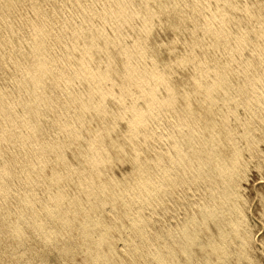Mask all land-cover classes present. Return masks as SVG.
<instances>
[{
	"label": "bare ground",
	"instance_id": "bare-ground-1",
	"mask_svg": "<svg viewBox=\"0 0 264 264\" xmlns=\"http://www.w3.org/2000/svg\"><path fill=\"white\" fill-rule=\"evenodd\" d=\"M26 1V0H25ZM33 1V0H32ZM32 1H31V3H32ZM47 1H49V0H47ZM51 1V0H50ZM53 1V0H52ZM56 1V0H55ZM67 1V0H66ZM71 1H73V0H71ZM88 1V0H87ZM94 1V0H93ZM202 1V0H201ZM200 1V2H201ZM217 1H219V0H216V2ZM257 1V0H256ZM40 2H41V0H40ZM54 2V1H53ZM74 7L76 8V9H78V12H79V15L77 14V16H79V19H77V21H72V19L70 20L69 18H68V16L66 15V16H63L62 17V21H61V25H60V28H58V29H55V28H53V26H52V24L53 23H56L55 22V19L53 18V17H51L50 15H48L47 13H45V10L44 11H42L43 9L41 8L43 5H40V3H39V1H37V3L38 4H36L35 2H34V5H33V7H34V9H35V12L37 13V15H36V17L38 18L37 20H32V19H28L26 22H21V24H18L19 26H23L24 27V29L27 31V33H29V35H30V39H29V47H31V53L34 55L33 56V58H34V62H33V64H32V66H30L29 68H26L25 69V67L22 69V70H24V72L19 76V78H16L17 80H18V84H20L21 85V88L22 89H24L25 90V92H24V96H28L27 98L25 97V100H22V104H25V105H22V104H20L19 103V101H20V98H22L21 96L20 97H18V99L19 100H17V97L15 98V97H13L12 95H15L16 96V92H15V94H10V95H6V96H4V97H1L0 98V113L1 114H6L7 115V117L11 120L10 122H11V125L12 126H14L13 124L15 123V121H16V119H15V116H14V110L16 109V104L17 103H19L22 107L23 106H26L27 107V111H26V113L25 114H23V126H24V130H23V132L22 133H18L17 135L16 134H13L12 132H11V136L10 137H12L13 138V140L16 142V140H15V138L18 140V142L19 143H21L22 144V147L26 150V152H25V156H24V160H23V162H22V166H20V164H19V166H20V168H17L18 169V172L20 173V177L18 176H13V177H17L18 178V182H20V185H17V186H19V189L18 188H14V186H15V178L14 179H12V177H11V171L12 170H10L9 171V168L7 169L6 168V166H4L3 168H2V171H1V166H0V212H3L4 210L6 211V208L8 207V205H9V202L11 201V198L9 197L10 195L12 196V195H15L16 196V194H13V193H17V197H18V200L16 199V201L17 202H20V207L22 208V207H24L25 209L27 208V207H33L34 208V206H36V200H37V198H38V195L36 196L37 198L35 199V197H34V195H36V194H34V189L35 190H37L36 188H34L35 187V185H34V189L32 190V189H29L28 188V184H30L31 186L33 185V184H36V186H37V184H38V187H39V184H42L41 183V181H43V177H44V173H46L45 172V166H47L46 164H48L49 162H52V161H55V162H57V163H59V161L60 160H62V162H63V160L66 158V156H65V154H66V151L64 150L65 149V145H64V143L62 142H60V143H54V141L55 140H53V142H47V140H48V137L46 136V138H47V140H46V142H41V141H39L38 139H39V137H38V130H39V125L41 124H39V125H37L38 123L35 121V120H33V118L32 117H35L34 119H38V116L39 115H41V114H47L50 110H52L53 109V105L55 106V104L53 103V98H54V95H53V97H51L50 95V97L51 98H47V95H46V93H48L47 92V90H46V86L48 85V82H47V78H46V75H47V73H55L56 75H57V77L58 78H61V80L62 81H64V84H65V82H66V84L67 83H69V82H77V81H79L80 83L81 82H83V81H85V80H88V81H92V80H94L95 81V83L97 84V85H99L97 88H96V90H97V92H99V94H98V98H95L96 97V93H94V92H83L82 90L83 89H81L80 91L79 90H76L77 91V93L79 94V96L81 97H84L83 95H85V97L84 98H81V99H79L80 101L79 102H77V103H79V108L77 109V116H76V118H75V120L74 119H72L73 120V122L72 123H74V125H75V122L77 123L78 121L80 122V124H78L77 125V127L76 126H74V125H72V123H69V121H62L60 124H61V128L60 129H63V131H66L68 134L67 135H69V137H71L70 138V140H71V143L72 144H75V145H79L80 147H82V146H87L88 148H91L93 151H91V153L90 154H88L87 156H86V158H85V160H86V162H87V164L86 165H90L91 164V166H92V171L91 170H89V172L88 171H86V170H81V172L79 173V175H78V173H77V175L79 176V180H80V182H81V184H82V182L84 181L85 183H84V185L83 186H85V188H86V190H87V194L88 193H90V191H92V190H95L94 189V185H93V175H96V176H101L103 173H104V167L106 166V165H108V164H110L111 162H112V160H114V158H116V160H117V158H118V156L117 155H114V152H113V150H112V147H114V149H115V146H118L117 148L118 149H121L122 148V146H124L123 145V143L124 142H121L120 140L121 139H119V138H126L125 140H127V141H129L130 142V144L131 143H133L132 145H133V147L137 150V156H136V159L134 160V162H135V164H136V166H137V175H134V176H137L138 178H136L135 180H134V182L133 183H131V182H127L126 181V177H124L125 176V174H124V179H123V181L124 182H126L125 184H120V183H116V181H115V183H114V180L113 181H102L101 182V187L99 186V187H97V190L96 191H94V193H97V192H99L100 193V197L101 196H104V198H106L107 200H108V202H109V199H110V202H112V204L114 205L113 207H115L117 204H118V202L120 201H123L122 203H124L126 206L127 205H130V201L129 200H126V197H125V195L126 194H130L131 196H134V197H136V200H137V208L135 207V206H133V205H131V207L133 206L134 208H136V212H137V216L138 217H135L134 216V220L136 221V222H141V220H143V219H141V210H142V207H144L146 204H148L149 206H150V200H154L156 197H158L157 195H161V193H160V191H162L161 190V188L162 187H169V186H171V183H172V177H174V174H172V170H170L169 169V167H168V165L169 164H171V163H173V161H175L176 162V164L177 165H181L182 167H179V166H177V167H175L176 168V173L179 171V169L180 170H182L184 173H185V170L187 171V169L188 170H191L190 172H192L193 173V175L195 176L196 175V177H197V179H202L203 178V176L204 175H206V177H207V175H208V177L211 175V178H212V175H214L215 174V176L217 175L218 176V179L220 180H222V188H221V190H218V189H213V191L211 192V194H210V197H212V204L209 202V204L210 205H208V202H207V205H202L201 206V213H202V215L203 216H208V217H212L213 219H218V217L221 215V214H224V212L226 211V210H228L227 211V213H232V211L233 210H237L236 208V206H233V209H232V206H231V204H230V202L232 201V200H230L231 198H230V196H232V194L230 195V184H232L231 182L232 181H234V180H232V178H233V175L235 174V172H236V170H237V168H236V165H240L241 163H239L238 161V159L240 158H238V153L239 152H241L242 151V149H240L241 147L239 146V149L241 150V151H239V149H238V147L236 148V147H234V148H232V150H233V153H232V155H228V154H226L225 152H221V151H219V150H217L216 148L218 147L217 146V144L219 143H224V142H222V140L220 139V137H219V131H221V130H217L218 129V121H214L213 119H214V116L212 117V113H211V110L209 109V108H206V110H205V112L207 113V115L208 116H205V118H207V120H206V123H205V126H204V131L207 129L208 131H209V133H207L208 134V136H206L205 134H203L204 136H205V142L203 141V143H204V145H206V148L204 149L203 148V150L205 151V152H202V154L200 155V154H198V156H196V157H193V159L189 156V158L187 157V156H185V155H183V149L185 148V139H186V137H183V139H184V148L182 149V148H180L179 147V144H178V140H176V142L174 143V146L177 148V154L179 155L178 157H177V159H172V160H170V162H164L165 160L163 159L162 161H161V156H158V157H156V158H154L153 157V155H152V157L154 158V161H149V162H154L152 165L148 162V161H146L147 159H146V157H143L142 155H141V153L139 154V151H140V146H139V148H138V143H139V140H140V142H141V137L142 138H144L145 139V137H147L148 135L150 136L151 134H153L152 132L154 131H150V130H145V131H143L144 130V128H145V126H149L150 127V125H151V121H157L158 119H161L160 117H161V114L164 112V109H168V107H169V104H173V102H175L176 103V106L174 105V108L175 109H177V107H179V110L180 109H182L183 110V113L184 114H187V113H189L190 114V112L191 111H188V110H190V108H192L193 109V105H190L191 107L189 108L188 107V104H187V102H188V91L185 89L184 91H183V89H182V91H179V94L178 93H175L174 91H173V89H175V86L173 85V87L169 84L170 83V80L171 79H169V77L164 73L165 72V70H163L164 69V67L165 66H167V62H168V60L169 59H171L172 60V58H170L172 55H174L175 56V59H177V60H179L180 62H182V63H185V62H192L194 65H196L197 67H199V72H197V70H196V72H194V73H192V74H190L189 76H188V78H183V82L186 80V79H188V80H192V83L196 86V88H195V93L197 94V93H199V94H202V97L200 98V100L202 99V100H204V101H213L214 102V100L218 97V95L220 94V95H222L219 91L221 90V89H219L220 87H221V85H227L226 84V82L228 81V80H230V77L228 76V72H225V73H223L222 71H219V68H220V65H219V56H218V54L216 53L217 51H215V49H220L219 47H220V45H222L225 49H227V51H228V55H230V58L232 59V60H237V62L239 63V65L237 66V69H238V71H237V73L239 72V74H237V76L238 75H242L243 76V78H245L246 80H247V83H249V84H255V80H257V79H259V75H258V70H257V68H256V66H254L253 65V58L251 57V56H249L250 55V53L248 54V51L246 52L247 53V55H245L244 54V50H247L246 48L248 47V50H249V45L254 41V36L251 34V28L249 27V19L253 16V17H255V16H258V18H261V21H260V23H259V28L258 29H262V33H263V35H264V13L262 12V7H257L260 3H262V5H264V0H260V3L256 6H254V2H253V0H252V2L253 3H249V0H247V2H242L241 1V3H240V0H239V3L240 4H238V0H223V4L222 5H220L221 3H220V1H219V3H217V5L213 8V9H211L210 11H209V13L208 14H205L204 13V9L202 10V8H201V6H200V4H199V2H198V0H110V1H107V0H104V5L102 6V8H100L97 4H96V2L94 3V2H91V3H89V2H86V1H83V0H74ZM20 3V2H19ZM27 3V2H26ZM42 3V2H41ZM45 3H47V2H45ZM55 3V2H54ZM57 3H59V0H58V2ZM62 3V2H61ZM64 3H65V0H64ZM214 3V2H213ZM212 3V4H213ZM256 3V2H255ZM21 4V3H20ZM43 4V3H42ZM56 4V3H55ZM54 4V5H55ZM67 4V3H66ZM99 4V3H98ZM182 4H185V6H186V4L188 5V4H190L191 6H192V9H193V12H192V14H188V12H184V10H183V8H182ZM201 4H202V2H201ZM17 5H18V3H17ZM27 5H28V3H27ZM52 5V4H51ZM57 5H59V4H57ZM68 5V7H69V4H67ZM190 5L188 6V7H190ZM252 5L254 6V8L252 7ZM261 5V6H262ZM10 6H12V0H4V4H2V6L0 7V21H1V18L2 19H5V20H8L9 18V16H11V12H9V10H10ZM15 6V5H14ZM19 6V5H18ZM21 6H22V4H21ZM48 6H49V4H48ZM203 6V5H202ZM25 7H27L26 5H25ZM44 7V6H43ZM211 7V6H210ZM209 7V8H210ZM12 8H13V6H12ZM18 8H20V7H18ZM29 8H30V6H29ZM46 8V7H45ZM62 8V7H61ZM66 8V7H65ZM237 8H239L240 9V11L242 10L243 12H245V14H246V21H245V23L244 24H240V22H237V20H236V13L238 14V12H236V10H237ZM17 9V8H16ZM22 9H24V7L22 8ZM47 9V8H46ZM49 9H50V6H49ZM63 9V8H62ZM62 9H60V10H62ZM264 9V8H263ZM18 10V9H17ZM53 10H54V8H53ZM56 10V9H55ZM98 10H102V11H100V12H98ZM186 10V9H185ZM191 10V9H190ZM20 11V10H19ZM28 11V10H27ZM56 11H59V9L58 10H56ZM67 11V10H66ZM65 11V12H66ZM72 11V10H71ZM74 11H75V9H74ZM194 11L195 12H199L200 14L202 13V15H204L205 16V19L204 20H202V22H195V23H193V26L191 27L192 28V34H194V37H192L191 39H189L188 40V38H187V42H185V43H188V46H189V48H190V50L191 51H195V48L196 47H200L201 49H206L205 51H207V54H208V57L206 58V61H203V60H201L200 62L199 61H196V54H195V52H194V55L192 54H187V52L186 53H184V54H182V55H175V54H173V51L174 50H176V49H174V48H172L173 47V42L175 41V40H177L176 38H177V34L175 35V31L176 30H178V31H184V30H186V29H188L189 28V25H188V27H187V25L185 24V22L187 21L186 20V17H190V18H195V13H194ZM16 12V11H15ZM29 12V11H28ZM34 12V13H35ZM46 12H47V10H46ZM49 12V11H48ZM17 13V12H16ZM35 13V14H36ZM68 13H69V11H68ZM71 13V12H70ZM69 13V14H70ZM72 13H73V11H72ZM77 13V12H76ZM97 14V19L96 18H94V17H92L93 16V14ZM12 14H13V12H12ZM18 14V13H17ZM21 14V13H20ZM30 14V13H29ZM53 14V13H52ZM55 14V13H54ZM58 14V13H57ZM61 14H62V12H61ZM21 15H23V14H21ZM31 15V14H30ZM159 15V17H158V19L160 18V20H162L161 19V17H160V15H162V16H164V22H165V25H166V28L168 29V30H171L170 32H172V31H174V32H172L173 34L172 35H169L168 34V40H167V46H170L169 48V50H168V56H167V53H166V56L164 57V56H161V55H163V53L161 54V47H160V45H159V43H158V40H156L154 37H148V35H150L151 33H152V29H154L153 28V20H154V17H156V16H158ZM13 16H15V15H13ZM19 16V15H18ZM27 16V15H26ZM59 16H61V15H59ZM70 16V15H69ZM72 16H74V15H72ZM243 16V15H242ZM16 17V16H15ZM24 17V16H23ZM28 17H29V15H28ZM27 17V18H28ZM32 17V16H31ZM54 17H56V14H55V16ZM81 17V18H80ZM200 17V16H199ZM238 17H240L239 16V14H238ZM244 17V16H243ZM20 18V17H19ZM33 18V17H32ZM57 18V17H56ZM163 18V17H162ZM197 18V17H196ZM25 19V18H24ZM59 19V18H58ZM200 19V18H199ZM234 19L236 20L235 22H236V25H235V29H233V30H231L229 27H228V23L230 22V21H234ZM244 19V18H243ZM252 19V18H251ZM260 20V19H259ZM9 21V20H8ZM13 21V20H12ZM16 21H17V19H16ZM28 21H30V22H28ZM59 21V20H58ZM190 21H192L191 19H190ZM200 21V20H199ZM253 21V20H252ZM15 22V21H14ZM163 22V23H164ZM20 23V22H19ZM158 23V22H157ZM162 23V22H161ZM187 23V22H186ZM231 23V22H230ZM255 23H258V21L256 20V22ZM2 24V23H1ZM15 24V23H14ZM160 24V23H159ZM252 24V23H251ZM6 25V24H5ZM12 25V24H11ZM59 25V24H58ZM162 25V24H161ZM4 26V25H3ZM13 26V25H12ZM11 26V27H12ZM57 26V25H56ZM190 26H191V24H190ZM230 26H232V25H230ZM256 26V25H255ZM255 26H254V28H255ZM10 27V28H11ZM14 27V26H13ZM59 27V26H58ZM161 27V26H160ZM19 28V27H18ZM158 28V27H157ZM196 28H197V30H198V28L200 29V31H201V34L200 35H197L196 33H198V32H196ZM2 29V28H1ZM5 29L7 30V25L5 26ZM22 29V28H21ZM23 29V30H24ZM22 30V32H24ZM142 30H144V31H146L148 34H147V37H142V35H143V33H142V35H139V33H137V35H136V37L134 38V36H132L135 32H139V31H142ZM156 31H157V29H155ZM163 30V29H162ZM190 30V29H189ZM189 30L187 31V32H189ZM2 31H3V29H2ZM8 32H7V34H5V36L4 35H0V56L2 57L3 55H1L2 54V52L4 51V48H10V46L9 45H7L8 43H10L11 41H14L15 39V37H13V34L11 33V32H14L13 31V29H11V32H9V30H7ZM160 31V30H159ZM199 31V30H198ZM199 31V32H200ZM260 31V30H259ZM4 32V31H3ZM158 32V31H157ZM162 32V31H161ZM253 32V31H252ZM153 33H154V31H153ZM256 33H258V32H256ZM261 33V34H262ZM1 34V33H0ZM3 34V33H2ZM18 34H20V33H18ZM24 33H22V35H23ZM188 34H190V33H188ZM26 35V33L24 34V36ZM262 35V36H263ZM131 36V40L130 41H128L127 40V38L128 37H130ZM158 37H159V35H157ZM166 36V35H165ZM164 36V37H165ZM180 37H181V34L179 35ZM178 36V37H179ZM262 36H261V39H263L262 38ZM19 37V36H18ZM26 37V36H25ZM29 37V36H28ZM188 37V36H187ZM205 37H207L208 38V42H205L204 41V38ZM160 38V37H159ZM166 38V39H167ZM183 38V37H182ZM181 38V39H182ZM186 38V37H185ZM24 39H26V38H24ZM129 39V38H128ZM162 39V38H161ZM206 39V38H205ZM160 40V39H159ZM166 41V40H165ZM15 42V41H14ZM24 42V41H23ZM59 43V42H63L64 43V45H65V48H64V50H62L63 52L62 53H60V54H58V53H56L55 51H54V49H56L55 47H53L56 43ZM178 42V41H177ZM175 43V42H174ZM261 42L259 41V43L258 44H260ZM176 44V43H175ZM178 44V43H177ZM13 45V44H12ZM11 45V46H12ZM21 45V44H20ZM60 45V44H59ZM164 45H165V43H164ZM171 45H172V47H171ZM252 45V44H251ZM16 46V45H15ZM22 46V45H21ZM174 46H176V45H174ZM186 46V45H185ZM1 47L3 48L2 50H1ZM14 47V46H13ZM61 47V46H60ZM164 47H166V45L164 46ZM177 47V46H176ZM253 47V46H252ZM58 48V47H57ZM213 48H215V49H213ZM11 49V48H10ZM14 50H15V47L13 48ZM23 49V48H22ZM27 49V48H26ZM18 50V49H17ZM60 50V49H59ZM178 50H179V48H178ZM187 50V49H186ZM212 52H211V51ZM252 50H253V48H252ZM6 51V50H5ZM20 51H22V50H19V53H20ZM27 51V50H26ZM26 51H25V53H26ZM164 51V50H163ZM181 51V50H180ZM182 51H184V50H182ZM203 51V50H202ZM219 51H221V49L219 50ZM237 52V57H236V55H234V52ZM7 52V51H6ZM5 52V53H6ZM15 52V51H14ZM24 52V51H23ZM30 52V51H29ZM256 52V51H255ZM4 53V54H5ZM30 53V54H31ZM76 53H80V55H76ZM183 53V52H182ZM201 53V52H200ZM224 53H225V51H224ZM257 53L260 55V57H262V59L264 58V42L262 43V44H260V46H258V51H257ZM256 53V54H257ZM18 54V53H17ZM24 54V53H23ZM31 54V55H32ZM205 54V53H204ZM226 54V53H225ZM254 55H255V53H253ZM12 55H14V54H12ZM31 55H29L30 57H31ZM222 55H223V53H222ZM227 56V55H226ZM1 57H0V59H1ZM13 57V56H12ZM17 57H19V56H17ZM221 57V56H220ZM16 58V57H15ZM14 57L12 58L13 59V61H14V63L13 64H15L14 65V67H16V65L17 66H19V65H21V59H15ZM23 58V57H22ZM26 58V57H25ZM74 58V59H73ZM200 58H202V57H200ZM222 58V57H221ZM229 58V57H228ZM3 59H6V56H5V58H3ZM10 59V58H9ZM30 59V58H29ZM174 59V58H173ZM256 59V58H255ZM149 60H152V62H151V64H149V67H146V63H148L149 62ZM170 60V61H171ZM224 60V59H223ZM257 60V59H256ZM264 60V59H263ZM12 61V60H11ZM12 61V62H13ZM24 61V60H23ZM25 61H27L26 59H25ZM29 61V60H28ZM27 61V62H28ZM63 61V62H62ZM260 61H261V59H260ZM2 62V61H1ZM5 62H7V61H5ZM10 62V61H9ZM8 62V63H9ZM58 62H62L61 64H59ZM207 63V66H208V62L211 64V63H213V73H208V69L207 68H203V63ZM223 62V61H222ZM230 62V60L228 61H225V64H228ZM7 63V64H8ZM102 63H103V65H102ZM176 63H178V62H176ZM181 63V65H183ZM6 64V65H7ZM12 64V63H11ZM30 63H29V65H31ZM188 64V63H187ZM209 64V65H210ZM261 64V63H260ZM0 65H1V63H0ZM22 65H23V63H22ZM170 65V64H169ZM174 65V64H173ZM189 65V64H188ZM230 65V64H229ZM233 65H235V64H233ZM263 65V64H262ZM10 66V65H9ZM13 66V65H12ZM27 66V65H26ZM190 66V65H189ZM188 66V67H189ZM211 66V65H210ZM230 66H232V65H230ZM236 66V65H235ZM259 66V65H258ZM3 67V66H2ZM1 67V68H2ZM173 67V66H172ZM171 67V68H172ZM182 67V66H181ZM184 67V66H183ZM191 67V66H190ZM196 67V68H197ZM223 67V66H222ZM222 67H221V69H222ZM263 67V66H262ZM6 68V67H5ZM17 68V67H16ZM174 69H175V67H173ZM177 68H179V67H177ZM176 68V69H177ZM185 68V67H184ZM187 68V67H186ZM209 68V67H208ZM227 68H229V66L228 67H226V69ZM233 68V67H232ZM12 69V68H11ZM14 69V68H13ZM20 68H18L17 70H19ZM166 69V68H165ZM190 69V68H189ZM188 69V70H189ZM225 69V70H226ZM8 70H9V68H8ZM179 70H181V69H179ZM191 70V69H190ZM234 70V69H233ZM261 70V69H260ZM1 71H3V70H1ZM16 71V70H15ZM167 71V70H166ZM236 71V70H235ZM234 71V72H235ZM10 72V71H9ZM8 72V73H9ZM14 72V71H13ZM21 72V71H20ZM19 72V73H20ZM178 72V71H177ZM2 73V72H1ZM5 73H7V72H5ZM17 73H18V71H17ZM16 73V74H17ZM184 73V72H183ZM227 73V74H226ZM232 73V71L230 72V74ZM179 74V73H178ZM181 74V73H180ZM233 74V73H232ZM176 75V74H175ZM182 75V74H181ZM1 76H3V75H1ZM9 76L10 77H12L10 74H9ZM183 76V75H182ZM6 77H7V75H6ZM15 77V76H14ZM17 77V76H16ZM49 77V76H48ZM171 77V76H170ZM179 77V76H178ZM234 77V76H233ZM5 78V77H4ZM8 79V78H7ZM12 79V78H11ZM175 79V78H174ZM178 79V78H177ZM185 79V80H184ZM233 79V78H232ZM245 79L243 80L244 81V83L246 82L245 81ZM17 80H15V82L17 81ZM234 80H235V77H234ZM239 80V79H238ZM237 80V81H238ZM7 81V80H6ZM6 81H4V82H6ZM13 81V80H12ZM172 81V80H171ZM255 81V82H254ZM14 82V81H13ZM173 82V81H172ZM186 82H189V81H186ZM235 82V81H234ZM233 82V83H234ZM239 82V81H238ZM1 83V82H0ZM6 83H8V82H6ZM59 83V82H58ZM61 83V82H60ZM90 83V82H89ZM116 83H121L122 85L123 84H125V85H129V84H144V88L142 87V89L141 90H138L139 91V93L137 94V96L136 97H133V96H131L133 93H134V91H132V90H129V87L128 86H125V87H123V89H122V92L120 91V95L122 96V98H123V104H124V106H123V104H121L123 107H121L119 110H118V112H116V113H112V114H108L107 113V115L109 116V118H111L110 116H117V117H112V124H113V128H110L107 124L109 123L108 122V120H107V124H106V120L105 119H100V120H94V124L93 125H90V126H87L86 125V121H85V115H86V113H88V114H90L91 115V113H90V111L92 110V109H94V110H102L103 112L105 111V112H108L107 111V108H108V106H107V108H106V104H105V100L107 99V98H112V97H114L116 94V92L114 93V91H113V84H116ZM240 83V82H239ZM242 83V82H241ZM260 83V82H259ZM3 84V83H2ZM72 84V83H71ZM110 85V86H108V87H106V86H104V85ZM232 84V83H231ZM235 84V83H234ZM233 84V85H234ZM4 85V84H3ZM13 85H15V84H13ZM61 85V84H60ZM63 85V84H62ZM83 85V84H82ZM85 85H86V83H85ZM118 85V84H117ZM116 85V86H117ZM122 85H120V87L122 86ZM179 85V84H178ZM177 85V86H178ZM229 85V84H228ZM227 85V86H228ZM239 85V84H238ZM245 85H246V83H245ZM255 85H257V83L255 84ZM261 85H263L262 84V82H261ZM1 86V85H0ZM57 86V85H56ZM66 86V85H65ZM68 86V85H67ZM95 86V85H94ZM184 86H185V84H184ZM184 86H183V88H184ZM189 86V85H188ZM187 86V87H188ZM191 86V85H190ZM194 86V87H195ZM247 86H248V84H247ZM258 86V85H257ZM5 87V86H4ZM19 87V86H18ZM49 87V86H48ZM69 87V90L67 91V88ZM67 88H66V91H67V93L70 91V89H71V86H68ZM83 87H85V86H83ZM88 87V86H87ZM119 87V86H118ZM133 87V86H132ZM163 87H165L166 88V91L165 92H163ZM235 87H236V84H235ZM234 87V88H235ZM249 87V86H248ZM253 87V86H252ZM2 88V87H1ZM6 89H7V87H5ZM12 88H13V86H12ZM11 88V89H12ZM81 88V87H80ZM91 88V87H90ZM90 88H89V90H90ZM95 88V87H94ZM113 88V89H112ZM186 88V87H185ZM193 88V87H192ZM224 88V87H223ZM241 88V87H240ZM261 87H259V89H260ZM10 89V88H9ZM86 89V88H85ZM92 89V88H91ZM118 89V88H117ZM130 89H133V88H130ZM176 89H178V88H176ZM252 89V88H251ZM255 89V88H254ZM262 89V88H261ZM2 90V89H1ZM0 90V91H1ZM20 90V89H19ZM24 90H22V91H24ZM52 90H54V89H52ZM57 90V89H56ZM75 90V89H74ZM120 90V89H119ZM135 90H136V88H135ZM189 90V89H188ZM225 90V89H224ZM244 90H246V89H244ZM5 91V90H4ZM3 90H2V92H4ZM6 91H8V89L6 90ZM12 91H15V90H12ZM61 91V93H62V89L60 90ZM222 91V90H221ZM225 91H229V90H225ZM249 91V90H248ZM257 91V90H256ZM20 92V91H19ZM65 92V91H64ZM71 92H74V91H72L71 90ZM190 92V91H189ZM192 92L194 93V91L192 90ZM217 92L219 93V94H217ZM253 92V91H252ZM7 93V92H6ZM57 93H58V90H57ZM70 93V92H69ZM69 93H68V95H69ZM77 93H76V95H77ZM228 93V92H227ZM227 93H226V95H227ZM249 94H250V92H248ZM4 94V93H3ZM22 94V93H21ZM49 94V93H48ZM54 94V93H53ZM59 94V93H58ZM57 94V95H58ZM71 94V93H70ZM73 94H75V93H73ZM130 95L131 96V99L129 100V101H127L126 99H127V97H125V95L126 96H128V95ZM180 96V94L182 95V98H181V100H177L176 98H177V96L178 95ZM231 94V93H230ZM239 94V93H238ZM258 94H259V92H258ZM258 94H254V96H255V98L256 99H258ZM56 95V94H55ZM61 94H59L58 96H60ZM117 95H118V91H117ZM192 95V94H191ZM219 95V96H220ZM19 96V95H18ZM70 96V95H69ZM78 95L76 96V99H78V98H80ZM119 96V95H118ZM120 96V97H121ZM193 96V95H192ZM198 96V95H197ZM200 96V95H199ZM244 96V95H243ZM243 96H242V99H243ZM64 96H62V98H63ZM223 97V96H222ZM221 97V98H222ZM234 97V96H233ZM239 97H241V96H239ZM239 97H238V100H236L235 102H237V101H239ZM253 97V96H252ZM56 98H58V97H56ZM66 99H67V97H65ZM71 98V97H70ZM192 98V97H191ZM196 98V97H195ZM225 98V97H224ZM234 98H236V95H235V97ZM23 99V98H22ZM53 99V100H52ZM60 99H61V97H60ZM59 99V100H60ZM140 99H142V103H140ZM179 99V98H178ZM197 99V98H196ZM233 99V98H232ZM16 100L18 101V102H16ZM56 100H58V99H56ZM59 100H58V102H59ZM68 100V99H67ZM120 100V99H119ZM199 100V99H198ZM217 100V99H216ZM218 100H219V98H218ZM76 101V100H75ZM190 101V100H189ZM206 101V102H207ZM229 101H230V98H229ZM232 101V100H231ZM243 101V100H242ZM264 101V100H263ZM55 102V101H54ZM112 103H113V101H111ZM195 102V101H194ZM193 102V103H194ZM200 102V101H199ZM202 102V101H201ZM208 102V103H209ZM217 102V101H216ZM223 102V101H222ZM226 102H227V100H226ZM234 102V101H233ZM234 102V103H235ZM245 102V101H244ZM258 103H259V101H257ZM261 102V101H260ZM66 103V102H65ZM64 103V104H65ZM71 103H73V100H72V102ZM116 103V102H115ZM207 103V104H208ZM240 103V102H239ZM252 103V102H251ZM256 103V102H255ZM263 103V102H262ZM18 104V105H19ZM60 104V103H59ZM67 104V103H66ZM69 104V103H68ZM73 104H76L75 102L73 103ZM204 104V103H203ZM216 104V103H215ZM226 104V103H225ZM230 104V103H229ZM244 105H246L245 103H243ZM243 104L241 105L242 107H243ZM254 104V103H253ZM252 104V105H253ZM19 105V106H20ZM108 105V104H107ZM118 105V104H117ZM199 105H200V103H199ZM205 105V104H204ZM209 105H211V103H209ZM213 105V104H212ZM232 105H233V103H232ZM235 105H236V103H235ZM259 105V104H258ZM19 106H17V107H19ZM63 106V105H62ZM65 106V105H64ZM71 105H69V107H70ZM110 106V105H109ZM116 106V105H115ZM188 107V110H187V107ZM226 106V105H225ZM230 106H231V104H230ZM229 106V107H230ZM238 106H239V104H238ZM247 106H248V103H247ZM251 106V105H250ZM249 106V107H250ZM260 106V105H259ZM258 106V107H259ZM112 107V106H111ZM117 107V106H116ZM115 107V108H116ZM201 107V106H200ZM216 107V106H215ZM221 107H223L222 105H221ZM227 107V106H226ZM233 107H235L234 108V110L236 111L237 110V106H233ZM262 107V106H261ZM56 108V107H55ZM66 108H67V106H66ZM118 108V107H117ZM201 108H203V107H201ZM211 108V107H210ZM220 108V107H219ZM239 108V107H238ZM245 108H247V107H245ZM24 109H25V107H24ZM60 109H61V107H60ZM65 109V108H64ZM199 109V108H198ZM214 109V108H213ZM221 109V108H220ZM220 109H217L218 110V112H222ZM255 109V108H254ZM253 109V107H252V110H254ZM263 109V108H262ZM26 110V109H25ZM25 110H23V111H25ZM56 110V109H55ZM62 110H63V108H62ZM61 110V111H62ZM69 110V109H68ZM75 110V109H74ZM93 110V111H94ZM109 110V109H108ZM110 110H112V109H110ZM114 110V109H113ZM112 110V111H113ZM116 110V109H115ZM169 110V109H168ZM200 110V109H199ZM198 110V112H200ZM216 110V109H215ZM224 110H225V108H224ZM229 110V109H228ZM227 110V111H228ZM231 110V109H230ZM245 110V109H244ZM249 111H250V109H248ZM16 111H17V109H16ZM70 111V110H69ZM73 111V110H72ZM176 111V110H175ZM178 111V110H177ZM193 111V110H192ZM226 111V110H225ZM249 111H247V112H249ZM51 112V111H50ZM53 112H54V109H53ZM59 112V111H58ZM64 111H62V113H63ZM98 112H100V111H98ZM97 112V113H98ZM103 112H100V114L102 113L103 114ZM169 112H170V110H169ZM173 112V111H172ZM204 112V113H205ZM217 112V113H218ZM238 112V111H237ZM246 112V111H245ZM256 112V111H255ZM254 112V113H255ZM260 112H262V111H260ZM14 113V114H13ZM18 113V112H17ZM68 113V112H67ZM71 113V112H70ZM76 113H73L74 115H76ZM171 113V112H170ZM183 113H181V115L183 114ZM194 113H195V111H194ZM194 113L192 112L191 114H193L194 115ZM225 113H227V112H225ZM236 113V112H235ZM235 113H234V116H235ZM19 114V113H18ZM31 115V119H29L28 118V115ZM59 114H60V112H59ZM66 114V113H65ZM99 114V113H98ZM165 114H167V113H165ZM174 115H175V113H173ZM191 114H190V116H191ZM215 114V113H214ZM221 114V113H220ZM231 114L233 115V113H232V111H231ZM238 114V113H237ZM237 114H236V117H237ZM251 114V113H250ZM258 114V113H257ZM256 114V115H257ZM262 114V113H261ZM264 114V113H263ZM262 114V115H263ZM20 115V114H19ZM48 115H49V113H48ZM95 115V114H94ZM180 115V114H179ZM195 115H197V114H195ZM194 115V116H195ZM206 115V114H205ZM221 115H223V114H221ZM246 115V114H245ZM248 115V114H247ZM46 116V115H45ZM51 116V115H50ZM57 116V115H56ZM55 116V117H56ZM67 116V115H66ZM89 116V115H88ZM97 116V115H96ZM102 116V115H101ZM163 116V115H162ZM173 116V115H172ZM189 116V115H188ZM188 116H187V118H188ZM220 116V115H219ZM231 116V115H230ZM241 116H242V114H241ZM253 116V115H252ZM258 116V115H257ZM264 116V115H263ZM40 117V116H39ZM54 116H53V118H55ZM60 117H62V116H60ZM59 117V118H60ZM68 117V116H67ZM69 117H70V115H69ZM92 117V116H91ZM90 117V118H91ZM169 117V116H168ZM175 117V116H174ZM183 117V116H182ZM196 117V116H195ZM197 117H200L201 118V116H198L197 115ZM196 117V118H197ZM216 117V116H215ZM240 117V116H239ZM247 117V116H246ZM5 118V117H4ZM41 118V117H40ZM39 118V119H40ZM52 118V119H53ZM58 118V119H59ZM71 118H73L72 117V115H71ZM98 118V117H97ZM165 118V117H164ZM173 118V117H172ZM185 118V117H184ZM221 118V117H220ZM1 119H3L2 117H1ZM9 119H7V120H9ZM48 119V118H47ZM56 119V118H55ZM70 118H68L67 120H69ZM87 119V118H86ZM99 119V118H98ZM116 119H119V120H121V122H122V120L124 121L123 122V124L124 125H122V123L120 122V123H117L116 122ZM170 119V118H169ZM181 119V117L179 118V120ZM192 119V118H191ZM218 119V118H217ZM238 120H239V118H237ZM247 119V118H246ZM250 120H251V118H249ZM253 119V118H252ZM261 119H262V117H261ZM41 120V119H40ZM43 120H44V117H43ZM42 120V121H43ZM46 120V119H45ZM49 120V119H48ZM54 120V119H53ZM52 120V121H53ZM90 121L91 120H93L92 118L91 119H89ZM88 120V122H90ZM163 121H165L164 119H162ZM168 120V119H167ZM186 121H187V119H185ZM193 120V119H192ZM235 120V119H234ZM2 121V120H1ZM20 121V120H19ZM58 121V120H57ZM175 121H176V118H175ZM195 121L196 122H198L196 119H195ZM231 121V120H230ZM240 121V120H239ZM238 121V122H239ZM257 121V120H256ZM255 121V122H256ZM4 122H7L6 120H4ZM41 122V121H40ZM44 122V121H43ZM110 122V123H111ZM151 122V123H150ZM159 122V121H158ZM169 122V121H168ZM167 122V124H169ZM174 122V121H173ZM203 121H201V123H202ZM235 122V121H234ZM237 122V121H236ZM250 122V121H249ZM251 122H252V120H251ZM250 122V123H251ZM260 122V121H259ZM262 122H263V120H262ZM2 123V122H1ZM17 123V122H16ZM57 123V122H56ZM58 123V124H59ZM85 123V124H84ZM91 123V122H90ZM149 123H150V125H149ZM155 123V122H154ZM184 123V122H183ZM182 123V124H183ZM186 123V122H185ZM191 123V122H190ZM194 123V122H193ZM217 123V124H216ZM221 123V122H220ZM224 123L225 122H223V126H224ZM229 123V122H228ZM227 123V124H228ZM256 123H258V122H256ZM8 124V123H7ZM7 124H6V126H7ZM49 124H50V122H49ZM55 124V123H54ZM92 124V123H91ZM160 124V123H159ZM195 124V123H194ZM226 124V125H227ZM241 124V123H240ZM245 124V123H244ZM249 124V123H248ZM247 124V125H248ZM251 124H253V123H251ZM262 124V123H261ZM4 125V124H3ZM10 125V124H9ZM8 125V126H9ZM42 125V124H41ZM44 125V124H43ZM51 125H53V123L51 124ZM56 125V124H55ZM153 125V124H152ZM151 125V126H152ZM161 125V124H160ZM173 125H174V123H173ZM186 125V124H185ZM192 125V124H191ZM197 125H199V123L197 124ZM201 125H203V124H201ZM200 125V126H201ZM246 125V126H247ZM5 126V125H4ZM7 126V127H8ZM15 126H17L18 127V123L15 125ZM19 126H21V125H19ZM158 126V125H157ZM163 126V125H162ZM172 126V125H171ZM175 126V125H174ZM189 126V125H188ZM220 126H222V125H220ZM227 126H229V124L227 125ZM238 126V125H237ZM245 126V127H246ZM262 126V125H261ZM6 127V128H7ZM42 127V126H41ZM45 127V126H44ZM47 127V126H46ZM167 127V126H166ZM192 127V126H191ZM195 127V126H194ZM254 127H255V125H254ZM258 127V126H257ZM3 128V127H2ZM16 128V127H15ZM152 128H154L153 126H152ZM152 128H150L151 130H152ZM169 128V127H168ZM173 128V127H172ZM196 128V127H195ZM203 128V127H202ZM201 128V129H202ZM222 128H224V127H222ZM232 128V127H231ZM231 128H229V129H231ZM242 128H244V127H242ZM248 128V127H247ZM253 128V127H252ZM262 128V127H261ZM12 129V128H11ZM13 129H14V127H13ZM12 129V130H13ZM22 129V128H21ZM52 129H55L53 126H52ZM154 129H156V128H154ZM159 129H161V128H159ZM192 129H194V128H192ZM198 129H199V127H198ZM233 129H234V127H233ZM241 129V128H240ZM239 129V130H240ZM250 129H251V127H250ZM258 129H259V127H258ZM9 129H7V130H5L4 129V132H7ZM42 129H40V131H41ZM43 130H44V128H43ZM57 130H58V128H57ZM184 130V129H183ZM188 130H190V128H188ZM195 130V129H194ZM193 130V132L195 133L196 131H194ZM223 130V129H222ZM235 130V129H234ZM252 131L254 130V129H251ZM262 130V129H261ZM10 131V130H9ZM16 131V130H15ZM14 130H13V132H15ZM18 131H19V129H18ZM46 131H47V129H46ZM54 131V130H53ZM161 131H162V129H161ZM167 131V130H166ZM170 131V130H169ZM185 131H186V129H185ZM203 131V130H202ZM226 131V130H225ZM238 131V130H237ZM3 132V131H2ZM48 132V131H47ZM156 132V131H155ZM158 132V131H157ZM164 132V131H163ZM163 132H162V134H163ZM181 132V131H180ZM198 133H199V130L197 131ZM227 132H229V131H227ZM232 132V131H231ZM243 132H244V130H243ZM254 132V131H253ZM253 132H251V133H253ZM7 133H9V132H7ZM42 133V132H41ZM45 133V132H44ZM44 133H42V134H44ZM51 133V132H50ZM114 133V134H113ZM188 133V132H187ZM223 133H224V131H223ZM246 133L247 132H245L244 134L241 132L240 133V135L241 134H243V135H241L242 137L244 136V135H246ZM249 133V132H248ZM255 133V132H254ZM10 134V133H9ZM62 134V133H61ZM65 134V133H64ZM64 134H63V136H64ZM113 134V135H112ZM156 134V133H155ZM169 134V133H168ZM239 134V133H238ZM261 134V133H260ZM3 135H4V133H3ZM6 135V134H5ZM45 135H46V133H45ZM50 135V134H49ZM59 135V134H58ZM164 135V134H163ZM178 135V134H177ZM188 135V134H187ZM201 135H202V133H201ZM231 135V134H230ZM249 135H250V133H249ZM254 135V134H253ZM121 136V137H120ZM195 136H196V133H195ZM239 136V135H238ZM247 136H248V134H247ZM40 137H43V136H40ZM51 137H53V136H51ZM51 137H49L50 139H51ZM61 137V136H60ZM65 137V136H64ZM152 137V136H151ZM169 137V136H168ZM178 137V136H177ZM234 136H232V138H233ZM242 137H240V138H242ZM249 137V136H248ZM254 137V136H253ZM256 137V136H255ZM54 138V137H53ZM167 138V137H166ZM174 138H176V137H174ZM196 138H197V136H196ZM223 138H224V136H223ZM225 138H226V136H225ZM224 138V139H225ZM235 138H237V137H235ZM244 138H246V137H244ZM263 138V137H262ZM11 139V138H10ZM69 139V138H68ZM149 139V138H148ZM189 139V141H188V143L187 144H189V146H191V148L192 149H194V151L196 150V148H195V143H196V139H194L193 137L190 139V138H188ZM199 139V138H198ZM234 139V138H233ZM238 139V138H237ZM243 139V138H242ZM248 140H249V138H247ZM253 139V138H252ZM257 139V138H256ZM5 140V139H4ZM7 140V139H6ZM12 140V139H11ZM42 140H43V138H42ZM64 141H65V138L63 139ZM70 140H68V141H70ZM123 141H124V139H122ZM150 140V139H149ZM148 140V141H149ZM156 140V139H155ZM158 140V139H157ZM170 140V139H169ZM200 140V139H199ZM203 140V139H202ZM262 140V139H261ZM263 140H264V138H263ZM262 140V141H263ZM62 141V140H61ZM126 141V142H127ZM147 141V140H146ZM147 141V142H148ZM151 141V140H150ZM150 141H149V143H150ZM164 141V140H163ZM180 141H181V139H180ZM231 141H233V140H231ZM239 141V140H238ZM242 141V140H241ZM247 141V140H246ZM158 142H160V141H158ZM166 142V141H165ZM200 142V141H199ZM227 142V141H226ZM225 142V143H226ZM229 142V141H228ZM227 142V143H228ZM237 142V141H236ZM235 142V143H236ZM240 142V141H239ZM1 143V142H0ZM7 143V142H6ZM9 143V142H8ZM14 143V142H13ZM96 143H98V145L96 144ZM143 144H144V142H142ZM202 143V144H203ZM226 143V144H227ZM10 144V143H9ZM72 144H71V146H72ZM154 144V143H153ZM171 144V143H170ZM186 144V147L188 146ZM198 144V143H197ZM229 144V143H228ZM233 144H234V142H233ZM237 144V143H236ZM236 144H234V145H236ZM247 144H249V143H247ZM5 145V144H4ZM4 145H3V147H4ZM70 145V144H69ZM68 145V146H69ZM126 145V144H125ZM144 145H146V144H144ZM156 145V144H155ZM160 145V144H159ZM220 145H222V144H220ZM223 145H225V144H223ZM233 145V146H234ZM254 145V144H253ZM9 146V145H8ZM147 146V145H146ZM152 146V145H151ZM150 146V147H151ZM161 146V145H160ZM188 146V147H189ZM236 146H238V145H236ZM250 146V145H249ZM11 147V146H10ZM16 147V146H15ZM70 147V146H69ZM74 147V146H73ZM79 147V148H80ZM128 147H129V145H128ZM149 146H147V151H148V148H150ZM154 147V146H153ZM174 147V148H175ZM187 147V148H188ZM202 147V146H201ZM204 147V146H203ZM223 147V146H222ZM225 147V146H224ZM229 147H231V144L229 145ZM228 147V148H229ZM256 147V146H255ZM4 148H6V147H4ZM3 148V149H4ZM85 148V147H84ZM84 148H83V151H84ZM131 148V147H130ZM170 148V147H169ZM186 148V149H187ZM190 148V147H189ZM242 148H244V147H242ZM67 149V148H66ZM74 149V148H73ZM76 149H78V147L76 148ZM82 149V148H81ZM86 149V148H85ZM124 149V148H123ZM122 149V150H123ZM132 149V148H131ZM139 149V150H138ZM154 149H155V147H154ZM158 149V148H157ZM230 149V148H229ZM248 149V148H247ZM256 149V148H255ZM7 150V149H6ZM5 150V151H6ZM87 150V149H86ZM117 150V149H116ZM141 150H143V149H141ZM152 150V149H151ZM188 150V149H187ZM221 150V149H220ZM231 150V149H230ZM3 151V150H2ZM4 151V152H5ZM74 151V150H73ZM77 151H79V150H77ZM82 151V150H81ZM90 151V150H89ZM144 151V150H143ZM150 151V150H149ZM189 151H191L190 149H189ZM189 151L187 152H185L184 151V153H186V154H188L189 153ZM199 151V150H198ZM228 152H229V150H227ZM239 151V152H238ZM243 151H244V149H243ZM3 152V153H4ZM9 152V151H8ZM11 152H13V151H11ZM10 152V153H11ZM15 152H16V150H15ZM20 152V151H19ZM21 152H22V150H21ZM70 152V151H69ZM123 152V151H122ZM126 152V151H125ZM130 152V151H129ZM135 152V151H134ZM146 152V151H145ZM155 152V151H154ZM164 152H165V150H164ZM171 152V151H170ZM192 152V154H193V150L191 151ZM190 152V153H191ZM244 152H246V151H244ZM254 152V151H253ZM2 153V152H1ZM75 153H77V152H75ZM79 153H81V152H79ZM132 153V152H131ZM230 153V152H229ZM242 153V152H241ZM241 153H239V155L241 154ZM12 154V153H11ZM14 154V153H13ZM50 154H53V156H50ZM78 154V153H77ZM83 154V153H82ZM164 153H162V155H163ZM4 155H6V153H4ZM3 155V156H4ZM18 155V154H17ZM20 155H22V153H20ZM72 155H74V152H73V154ZM76 155V154H75ZM74 155V156H75ZM79 155V154H78ZM127 155V154H126ZM130 155V154H129ZM128 155V156H129ZM146 155V154H145ZM157 155V154H156ZM167 155V154H166ZM191 155V154H190ZM255 155V154H254ZM0 156H2V155H0ZM7 156H8V154H7ZM13 156H16L15 154L13 155ZM23 156V155H22ZM85 156V155H84ZM133 156V155H132ZM148 156V155H147ZM175 156V155H174ZM193 156H194V154H193ZM20 157V156H19ZM163 157V156H162ZM241 157L243 158V156L241 155ZM70 158H71V156H70ZM76 158V157H75ZM77 158H79V156L77 157ZM76 158V159H77ZM153 158L151 159V160H153ZM251 158H252V156H251ZM9 159V158H8ZM19 158L17 157V159H15V161L16 160H18ZM21 159V158H20ZM52 159V161H50ZM133 159V158H132ZM148 159H149V156H148ZM13 160V159H12ZM125 158H124V162H125ZM129 160V159H128ZM245 160V159H244ZM243 160V161H244ZM4 161V160H3ZM67 161H69V159L67 160ZM72 161H73V159H72ZM78 161H79V159H78ZM241 161V160H240ZM246 161V160H245ZM244 161V162H245ZM5 162V161H4ZM18 162V161H17ZM61 162V163H62ZM71 162V161H70ZM80 162V161H79ZM147 162V163H146ZM244 162H243V164H244ZM20 163H21V161H20ZM63 163H65V162H63ZM72 163V162H71ZM129 163V162H128ZM131 163V162H130ZM149 163V164H148ZM247 163V162H246ZM4 164V163H3ZM7 164V163H6ZM11 164V163H10ZM50 164V163H49ZM51 164H53V163H51ZM56 164V163H55ZM54 164V165H55ZM68 164V163H67ZM79 164H83L84 165V163H79ZM113 164H114V162H113ZM112 164V165H113ZM122 164V163H121ZM147 164V165H146ZM175 164V163H174ZM243 164L241 165L242 167H243ZM63 164H61V166H62ZM74 164L72 163V166H73ZM75 165H77V164H75ZM111 165V164H110ZM115 165V164H114ZM17 166V165H16ZM52 166V165H51ZM64 166V165H63ZM62 166V167H63ZM66 166V165H65ZM70 166V165H69ZM80 166V165H79ZM85 166V165H84ZM134 166V165H133ZM175 166V165H174ZM255 166V165H254ZM8 167V166H7ZM15 167V166H14ZM55 167V166H54ZM54 167H52V168H54ZM60 167V166H59ZM135 167V166H134ZM168 167V168H167ZM171 167V166H170ZM10 168H13V167H10ZM61 168V167H60ZM75 168V167H74ZM77 168H78V165H77ZM77 168H75V170L77 169ZM111 168V167H110ZM109 168V169H110ZM133 168V167H132ZM178 168V169H177ZM246 168V167H245ZM244 168V169H245ZM15 169V168H14ZM66 169V168H65ZM171 169H172V167H171ZM239 169V168H238ZM57 170V169H56ZM56 170H54L53 169V171L51 170V179H53L52 181H53V184L54 183H58V182H60V181H64V179H65V177H63V175L61 174V172L59 171V172H57ZM69 170H70V168H69ZM72 170H73V168H72ZM112 170V169H111ZM126 170V169H125ZM129 170V169H128ZM132 169H130V171H131ZM136 170V169H135ZM15 171V170H14ZM63 171V170H62ZM68 171V170H67ZM238 171V170H237ZM246 171V170H245ZM3 172V173H2ZM18 172H16V173H18ZM75 172V171H74ZM77 172H78V170H77ZM120 172V171H119ZM133 172V171H132ZM136 172V171H135ZM134 172V173H135ZM154 172H156V174H154ZM64 174H65V172H63ZM67 173V172H66ZM71 173V172H70ZM111 173V172H110ZM113 173V172H112ZM111 173V174H112ZM128 173H129V171H128ZM237 173V172H236ZM246 173V172H245ZM73 174H75V173H72L71 175H73ZM123 174V173H122ZM183 174V173H182ZM14 175H16V174H14ZM48 175V174H47ZM76 175V174H75ZM106 175V174H105ZM104 175V176H105ZM107 175H108V173H107ZM113 175L115 176V174L113 173ZM129 175H132L131 173L129 174ZM157 175H159V176H157ZM237 175H238V173H237ZM237 175H235L236 177H237ZM240 175H242V173L240 174ZM245 175V174H244ZM49 176V175H48ZM66 176H70L69 174H67ZM113 176V177H114ZM127 176V175H126ZM175 176H177V175H175ZM183 176V175H182ZM47 177V176H46ZM45 177V178H46ZM75 177V176H74ZM108 177V176H107ZM111 177V176H110ZM116 177V176H115ZM122 177V176H121ZM120 177V178H121ZM127 177H129V176H127ZM184 178H185V176H183ZM190 177V176H189ZM188 177V178H189ZM192 177V176H191ZM238 177H239V175H238ZM243 177V176H242ZM50 178V177H49ZM67 178V177H66ZM71 178V177H70ZM96 178H98V177H95V179ZM112 178V177H111ZM110 178V179H111ZM176 178V177H175ZM174 178V179H175ZM181 178V177H180ZM214 178V177H213ZM241 178V177H240ZM247 178V177H246ZM47 179V178H46ZM118 179H119V177H118ZM117 179V180H118ZM128 179H130L131 180V178L129 177ZM183 178H181V180H182ZM197 179H196V181H197ZM201 179H200V181H201ZM206 179V178H205ZM210 179V178H209ZM242 179V178H241ZM47 180H49V179H47ZM71 180V179H70ZM75 180V179H74ZM107 180V179H106ZM120 180V179H119ZM118 180V181H119ZM177 180V179H176ZM184 180V179H183ZM182 180V181H183ZM190 180H192V178H190ZM189 180V181H190ZM203 180V179H202ZM207 180V179H206ZM205 180V181H206ZM51 181V180H50ZM66 181H67V179H66ZM196 181H194L195 183H196ZM204 181V182H205ZM215 181H217V180H215ZM237 181V180H236ZM45 182V181H44ZM65 182V181H64ZM75 182V181H74ZM99 183H100V180L98 181ZM120 182V181H119ZM124 182H121V183H124ZM177 182V181H176ZM193 182V183H194ZM207 182V181H206ZM240 182V181H239ZM48 183V182H47ZM52 183V182H51ZM68 183V182H67ZM186 184L188 183V182H185ZM201 183V182H200ZM203 183V182H202ZM201 183V184H202ZM210 183V182H209ZM218 183H219V181H218ZM46 184V183H45ZM44 184V185H45ZM49 184V183H48ZM53 184H51V185H53ZM59 184V183H58ZM66 184V183H65ZM69 184V183H68ZM71 184V183H70ZM77 184V183H76ZM95 184V186H96V183H94ZM177 184V183H176ZM178 184H180V183H178ZM197 184V183H196ZM203 184H206V183H203ZM202 184V185H203ZM211 184V183H210ZM213 184H214V182H213ZM241 184V183H240ZM239 184V185H240ZM43 185V184H42ZM56 185V184H55ZM54 185V186H55ZM78 185V184H77ZM77 185H75V186H77ZM175 185V184H174ZM173 185V186H174ZM181 185V184H180ZM190 185H192V183L190 184ZM198 185V184H197ZM196 185V186H197ZM208 185V184H207ZM212 185V184H211ZM233 185H234V182H233ZM236 185H238V184H235V187H236ZM16 186V187H17ZM31 186H29V187H31ZM41 186V185H40ZM65 186H67V185H65ZM72 186V185H71ZM172 186V187H173ZM193 186V185H192ZM200 186V185H199ZM204 186V185H203ZM214 186V185H213ZM44 187V186H43ZM42 187V188H43ZM56 187V186H55ZM62 187H63V185H62ZM198 187V186H197ZM201 187V186H200ZM208 187V186H207ZM210 187H212V186H210ZM209 187V188H210ZM238 187H240V186H238ZM49 188V187H48ZM59 189H57L55 192H52V191H50V193L51 194H49L47 191H45V194L47 193V194H49L50 195V198H52L53 200H54V203L53 204H45V205H41L42 207H44V208H42L41 206V209H45V210H47V211H49V213H57V210L59 209V213H60V207H62L61 209H63V203H62V206H61V200L63 199V197L65 198V192L63 191L64 189H62V188H60V187H58ZM65 188V187H64ZM69 188V187H68ZM71 188V187H70ZM83 188V187H82ZM96 188V187H95ZM160 188V189H159ZM174 188V187H173ZM172 188V189H173ZM175 188H176V186H175ZM174 188V189H175ZM179 188V187H178ZM181 188V187H180ZM193 188V187H192ZM191 188V189H192ZM208 188V190H210ZM215 188V187H214ZM233 188H234V186H233ZM44 189V188H43ZM42 189V190H43ZM46 189V188H45ZM72 189V188H71ZM70 189V190H71ZM169 188H167V190H168ZM172 189H171V191H172ZM200 189V188H199ZM220 189V188H219ZM235 189H237V187L235 188ZM239 189V188H238ZM49 190H50V188H49ZM83 190V189H82ZM85 190V189H84ZM166 190V189H165ZM183 190V189H182ZM202 190H207V189H202ZM31 191H33V193H31ZM39 191H40V189H39ZM68 191V190H67ZM74 191V190H73ZM79 192H80V190H78ZM176 191V190H175ZM174 191V192H175ZM186 191H187V189H186ZM232 191H234V190H232ZM236 191V190H235ZM38 192V191H37ZM76 192V191H75ZM93 192V191H92ZM180 192V191H179ZM196 192H197V190H196ZM205 192V191H204ZM239 192V191H238ZM36 193V192H35ZM67 193V192H66ZM68 193H69V191H68ZM67 193V194H68ZM78 193V192H77ZM77 193H74V195H76ZM82 193V192H81ZM83 193H85V191L83 192ZM82 193V194H83ZM171 193V192H170ZM181 193V192H180ZM185 193V192H184ZM187 193V192H186ZM200 193V192H199ZM234 193V192H233ZM32 194H34V195H32ZM38 194V193H37ZM42 194V193H41ZM80 194V193H79ZM78 194V195H79ZM86 194V195H87ZM98 194V193H97ZM190 194V193H189ZM201 194H202V192H201ZM235 194H239V193H236L235 192ZM43 195H44V192H43ZM69 195V194H68ZM77 195V196H78ZM85 195V194H84ZM88 195H90V194H88ZM87 195V196H88ZM166 195V194H165ZM167 195H168V193H167ZM183 195V194H182ZM186 195V194H185ZM196 195V194H195ZM204 195H206V194H204ZM41 196V195H40ZM81 196V195H80ZM91 196H92V194H91ZM97 196V195H96ZM173 197H174V195H172ZM190 196H192V195H190ZM194 196V195H193ZM197 196V195H196ZM235 196H237V195H235ZM13 197V196H12ZM70 197V196H69ZM72 197V196H71ZM238 197V196H237ZM240 197V196H239ZM242 197V196H241ZM240 197V198H241ZM9 198H10V201H9ZM43 198V197H42ZM42 198H41V200H42ZM49 198V199H50ZM68 198V197H67ZM76 198V197H75ZM86 198H88V197H86ZM90 198V197H89ZM96 198V197H95ZM94 197H93V199H95ZM132 198V197H131ZM167 198V197H166ZM176 198V197H175ZM175 198H173V199H175ZM182 198V197H181ZM189 198V197H188ZM190 198H192V197H190ZM194 198V197H193ZM192 198V199H193ZM196 198V197H195ZM202 198V197H201ZM205 197H203V199H204ZM207 198V197H206ZM205 198V199H206ZM234 197L232 196V199H233ZM261 198H263V197H261ZM44 199V198H43ZM69 199V198H68ZM78 199H80V198H77V200ZM97 199H98V197H97ZM101 199H102V197H101ZM105 199V200H106ZM134 199V198H133ZM132 199V200H133ZM165 198H163V200H164ZM176 199H179V198H176ZM175 199V200H176ZM183 199V198H182ZM197 199V198H196ZM195 199V204H196V201L198 200H196ZM202 199V200H203ZM209 199V198H208ZM207 199V200H208ZM235 199V201H236V198H234ZM234 199H233V201H234ZM239 199V198H238ZM244 199V198H243ZM14 200H15V198H14ZM40 200V199H39ZM65 200V199H64ZM67 200V199H66ZM71 200H73V199H71ZM84 200V199H83ZM86 200V199H85ZM90 200V199H89ZM106 200V201H107ZM131 200V201H132ZM172 200V199H171ZM186 200V199H185ZM217 200H218V202H217ZM242 200V199H241ZM38 201V200H37ZM63 201V200H62ZM71 204L72 203H74V200H73V202L72 201H70V200H68ZM80 201V200H79ZM92 201H94V200H91V203H92ZM155 201H156V199H155ZM160 201H162L161 199H160ZM165 201H167V199L165 200ZM173 201V200H172ZM183 201V200H182ZM190 201V200H189ZM200 201V200H199ZM234 201V202H235ZM238 201V200H237ZM262 201V200H261ZM260 201V202H261ZM42 202H43V200H42ZM47 202H49V200L47 201ZM53 202V201H52ZM51 202V203H52ZM64 202V201H63ZM87 202H88V200H87ZM105 202V201H104ZM159 202V201H158ZM163 202V201H162ZM161 202V203H162ZM171 202V201H170ZM177 202V201H176ZM179 202V201H178ZM185 202V201H184ZM186 202H188L187 200H186ZM191 202V201H190ZM245 202H246V200H245ZM15 203V202H14ZM38 203H39V201H38ZM37 203V204H38ZM82 203H84V202H82ZM86 203V202H85ZM150 203V204H149ZM154 203V202H153ZM157 203V202H156ZM164 203V202H163ZM200 203V202H199ZM204 203V202H203ZM232 203V202H231ZM237 203V202H236ZM236 203H234V204H236ZM239 203V202H238ZM237 203V206H239V204ZM13 204V203H12ZM67 204V203H66ZM88 204V203H87ZM96 204H98V203H96ZM110 204V203H109ZM108 204V205H109ZM121 204V203H120ZM134 204V203H133ZM175 204V203H174ZM173 204V205H174ZM178 204V203H177ZM180 204V203H179ZM193 204H194V201H193ZM193 204H191V205H193ZM262 204V203H261ZM10 205H11V203H10ZM74 205H75V203H74ZM74 205H72V207H75ZM80 205H82V204H80ZM90 205V204H89ZM92 205H94V202H93V204ZM106 205H107V203H106ZM107 205V207H109ZM153 204H151V206H152ZM164 205V204H163ZM167 205V204H166ZM176 205V204H175ZM184 205V204H183ZM186 205V204H185ZM190 205V204H189ZM197 205V204H196ZM242 205V204H241ZM86 206V205H85ZM91 206V205H90ZM95 206V205H94ZM93 206V207H94ZM97 206H99L100 207V205H97ZM119 206V205H118ZM194 206V205H193ZM198 206V205H197ZM199 206H200V204H199ZM16 208H17V206H15ZM39 207V208H40ZM58 207V209L56 210V208ZM76 207H77V205H76ZM80 207H83V206H80ZM88 207V206H87ZM87 207H85V209L83 210V208H82V210L83 211H87L86 210V208ZM92 207V208H93ZM106 207V206H105ZM104 207V208H105ZM119 207H121V206H119ZM130 207V206H129ZM128 207V208H129ZM130 207V208H131ZM147 207V206H146ZM175 207V206H174ZM189 207H191V206H189ZM188 206H186V208H189ZM196 207V206H195ZM235 207V208H234ZM241 207H243V206H241ZM12 208V207H11ZM21 208H19V205H18V209H21ZM33 208H31V210L33 209ZM36 208V207H35ZM38 208V209H39ZM66 209H68L67 208V206L65 207ZM69 208H71V207H69ZM89 208V207H88ZM91 208V207H90ZM89 208V209H90ZM101 208V207H100ZM118 208V207H117ZM123 208H126V207H123ZM130 208H129V210H130ZM145 208V207H144ZM153 208V207H152ZM155 208V207H154ZM163 208V207H162ZM185 208V209H186ZM192 208V207H191ZM198 208V207H197ZM196 208V209H197ZM200 208V207H199ZM238 208H240V207H238ZM263 208V207H262ZM10 209V208H9ZM65 209V210H66ZM78 209V208H77ZM95 209V208H94ZM108 209V208H107ZM122 209V208H121ZM156 209V208H155ZM194 209V208H193ZM192 209V210H193ZM23 210V209H22ZM35 210H37V209H35ZM54 210H56V211H54ZM64 210V211H65ZM79 210V209H78ZM93 210V209H92ZM99 210V209H98ZM98 210H96V211H98ZM145 210V209H144ZM160 210V209H159ZM175 210H176V208H175ZM240 210V209H239ZM238 210V211H239ZM242 210H243V208H242ZM20 211V210H19ZM24 211V212H23ZM23 211H20L21 212V217H19V218H17L18 216H20V215H16L17 217H16V219L12 222L10 219V221L9 222H12V229H13V231L12 232H16L17 234H14V235H16L17 237H19L20 236V233L22 232L21 230L23 229L22 227H26L27 226V228L28 227H31V226H34V224L36 225V221L34 220V217L33 216H26V214L28 215V212L26 211V210H23ZM28 211H29V209H28ZM41 211H44V210H41ZM62 211V210H61ZM68 212H72V211H69V209L67 210ZM66 211V212H67ZM76 211V210H75ZM80 211V210H79ZM102 211H103V208H102ZM108 211V210H107ZM111 211V210H110ZM135 211V210H134ZM152 211H154L153 209H152ZM177 211V210H176ZM182 211V210H181ZM188 211V210H187ZM186 211V212H187ZM190 211H191V209H190ZM189 211V212H190ZM238 211H237V213L235 212L234 213V216H235V214H237L238 215ZM241 211V210H240ZM14 212V211H13ZM23 212V213H22ZM36 212V211H35ZM35 212H34V214H35ZM40 212V211H39ZM67 212V213H68ZM95 212V211H94ZM99 212V211H98ZM109 212V211H108ZM126 212V211H125ZM124 212V213H125ZM135 212V213H136ZM183 212V211H182ZM196 212H198L197 210H196ZM200 212V211H199ZM243 212V211H242ZM261 212V211H260ZM6 213V215H7V211L5 212ZM11 213V212H10ZM9 213V214H10ZM37 213V212H36ZM58 213V214H59ZM73 213V212H72ZM80 213V212H79ZM87 213H89L88 211H87ZM97 213V212H96ZM95 213V214H96ZM100 213V212H99ZM102 213V212H101ZM100 213V214H101ZM110 213H112V212H110ZM117 213V212H116ZM115 213V214H116ZM128 213V212H127ZM129 216L130 215H132V213H131V211H129ZM245 213V212H244ZM3 214H4V212H3ZM3 214L1 215V216H3ZM14 214V213H13ZM30 214V213H29ZM39 214V213H38ZM44 214V213H43ZM42 214V212H41V215H43ZM71 214V213H70ZM74 214V213H73ZM77 214V213H76ZM76 214H74V216H76ZM90 214V213H89ZM114 213H113V215H115ZM143 214V213H142ZM174 213H172L171 215H173ZM179 214V213H178ZM184 214V213H183ZM188 214V213H187ZM200 214V213H199ZM240 214V213H239ZM5 215V214H4ZM31 215H32V213H31ZM50 215V214H49ZM180 215H182V213L180 214ZM179 215V216H180ZM185 215V214H184ZM194 215V214H193ZM196 215V214H195ZM194 215V217H191V218H189V221H186L187 219H182L183 221H185V222H189L188 224L191 226V224H193L194 225V228L193 229H195V227L197 226V225H199V223H200V221L202 222V224H204L205 223V220L204 219H202V217H201V220H197L196 219V217L197 216H195ZM236 215V216H237ZM8 216V215H7ZM10 216V215H9ZM35 216H37V215H35ZM54 216V215H53ZM60 216V215H59ZM67 216V215H66ZM69 216V215H68ZM67 216V217H68ZM71 216V215H70ZM88 216H90V215H87V219L86 220H88ZM98 216V215H97ZM102 216V215H101ZM128 216V215H127ZM128 216V217H129ZM141 216V217H140ZM151 216V215H150ZM149 216V217H150ZM153 216V215H152ZM201 216V215H200ZM240 216V215H239ZM239 216H237V217H239ZM6 217V216H5ZM43 217H45L44 215H43ZM51 217V216H50ZM55 217V216H54ZM84 218H86L85 216H83ZM94 217V216H93ZM92 217V218H93ZM110 217L112 218V216L110 215ZM116 217V216H115ZM121 217V216H120ZM119 216L118 217H116V218H120ZM122 217H124V216H122ZM145 217V216H144ZM161 217H162V215H161ZM174 217H176V215L174 216ZM173 217V219L172 220H174L175 218ZM183 217V216H182ZM189 217H190V215H189ZM206 217H204V218H206ZM207 217V218H208ZM231 217V216H230ZM236 217V218H237ZM243 217V216H242ZM52 218V217H51ZM69 218V217H68ZM68 218H66V220L68 219ZM71 218V217H70ZM91 218V217H90ZM89 218V219H90ZM96 218V217H95ZM130 218V217H129ZM148 218V217H147ZM179 218V217H178ZM181 218V217H180ZM186 218V217H185ZM207 218H206V222H207ZM220 218H223V215L220 217ZM229 218V217H228ZM235 220H236V218L235 217H233ZM36 219H38V218H36ZM44 219H46V218H44ZM57 219V218H56ZM55 219V220H56ZM63 219V218H62ZM74 219H76V218H74ZM81 219V218H80ZM107 219V218H106ZM125 219V218H124ZM132 219L133 218H131L129 221H132ZM153 219V218H152ZM152 219H150V221L152 220ZM159 219V218H158ZM170 219V218H169ZM223 219H225V218H223ZM232 219V218H231ZM238 219V218H237ZM240 219V218H239ZM238 219V220H239ZM244 219V218H243ZM1 220V219H0ZM42 220V219H41ZM61 219H59V221H60ZM69 220V219H68ZM101 220V219H100ZM105 220V219H104ZM119 220V219H118ZM121 220H122V218H121ZM133 220V221H134ZM144 220H145V218H144ZM148 219H146V221H147ZM165 220V219H164ZM181 220V219H180ZM219 220V219H218ZM229 220V219H228ZM237 220V221H238ZM241 220V219H240ZM245 221H246V219H244ZM6 221V220H5ZM38 221V220H37ZM43 221V220H42ZM46 221V220H45ZM70 221H73L74 222V220H69L68 222H70ZM79 221H82V220H79ZM89 221H91V220H89ZM93 221V220H92ZM91 221V222H92ZM98 221V220H97ZM110 221H112L111 219H110ZM134 221V222H135ZM149 221V220H148ZM147 221V222H148ZM191 221V222H190ZM197 221V223L195 224V222ZM211 221H212V219H211ZM223 221V220H222ZM226 221H227V219H226ZM230 221V220H229ZM233 221V220H232ZM237 221H235L236 222V225H238L237 224ZM245 221H243V222H245ZM1 222V221H0ZM51 222V221H50ZM53 223L55 222V221H52ZM62 222L63 223H66V224H68L67 223V221L66 222H64L63 220H62ZM73 222H70V223H73ZM91 222H90V224H91ZM95 222V221H94ZM136 222H135V224H136ZM142 222H144V221H142ZM185 222H183L184 224H186ZM234 222V221H233ZM53 223H51V224H53ZM75 223H77V222H75ZM79 223H81V222H79ZM78 223V224H79ZM84 223H86V221H84ZM99 223V222H98ZM97 223V224H98ZM116 223H119V222H116ZM163 223V222H162ZM191 223V224H190ZM215 223V222H214ZM216 223H217V225L219 224L217 221H216ZM227 223H229V222H227ZM2 223H0V225H1ZM5 224V223H4ZM10 224V223H9ZM42 223L40 222H38V227L37 228H41V225ZM46 224V223H45ZM48 224V223H47ZM57 224V223H56ZM74 224V223H73ZM73 224L71 225V226H73ZM102 224V223H101ZM100 224V225H101ZM104 224V223H103ZM152 224V223H151ZM150 223H149V225H151ZM180 224H181V222H180ZM232 224V223H231ZM239 224H241L240 222H239ZM244 224V223H243ZM247 224V223H246ZM6 225H7V223H6ZM48 225H50V224H48ZM48 225H46V226H48ZM63 225V224H62ZM61 225V227H63ZM87 225V224H86ZM105 225V224H104ZM115 225V224H114ZM141 225H142V223H141ZM140 225V226H141ZM144 225V224H143ZM146 225V224H145ZM148 225V226H149ZM187 225V224H186ZM185 225V227L181 230V228H179L180 229V231H182V235H183V240L181 239V241H180V239H179V241L177 240V243H175V244H177V246H179V251L181 250L182 252L181 253H184V256L183 257H185L186 256V258L187 259H189V262H191L190 261V259H192V258H190L191 257V250L189 249V247L191 246V245H193L194 243H196L195 242V237L197 236V234H196V232H194L193 230H192V227H191V231H190V229H188V227ZM225 225V224H224ZM3 226V225H2ZM65 226V225H64ZM75 226V225H74ZM88 226H89V224H88ZM88 226H86L85 228L87 229V227ZM93 226V225H92ZM106 226V225H105ZM112 226V225H111ZM117 226V225H116ZM124 227L126 226V225H123ZM136 226H138V225H136ZM170 226V225H169ZM175 226V225H174ZM177 226V225H176ZM202 226V225H201ZM204 226H205V224H204ZM219 226V225H218ZM223 226V223H222V225H221V227ZM230 226V225H229ZM232 226H234L235 227V224H233ZM244 226V225H243ZM248 226V225H247ZM4 227V226H3ZM9 227V226H8ZM50 227H51V225H50ZM49 227V228H50ZM60 227V228H61ZM78 227H80V226H78ZM91 227V226H90ZM94 227H96V225H94L93 226V228ZM98 227H100L99 226V224H98ZM127 227V226H126ZM125 227V228H126ZM133 227V226H132ZM132 227H131V229L130 230H132ZM150 227V226H149ZM178 227V226H177ZM177 227H175V228H177ZM180 227V226H179ZM224 227V226H223ZM227 227H228V225H227ZM231 227V226H230ZM238 227H240V228H242V232H244L245 233V231H243V230H245V229H243L244 227H241V226H238ZM5 229L7 228V226L6 227H4ZM22 228V229H21ZM32 228V227H31ZM34 228V229H33ZM32 229L33 230H36L37 231V228L36 227H33ZM36 228V229H35ZM43 228V227H42ZM45 228V227H44ZM60 228H58V229H60ZM70 228V227H69ZM103 228V227H102ZM112 228H114V227H112ZM118 228V227H117ZM120 228V227H119ZM128 228H130V227H128ZM140 228V227H139ZM141 228H143V227H141ZM162 228V227H161ZM166 228V227H165ZM197 228H198V226H197ZM218 228H220V226L218 227ZM225 228V227H224ZM223 228V229H224ZM229 228V227H228ZM2 229V228H1ZM4 229V230H5ZM10 230L9 231H11V228H9ZM53 229H54V225H53ZM53 229H50V231H52V232H54L53 231ZM86 229H84V231H82V232H86L85 230ZM90 229H92V228H90ZM97 229H99V228H97ZM107 229V228H106ZM137 229H138V227H137ZM144 229V228H143ZM143 229H142V231H143ZM146 229H147V227H146ZM172 229V228H171ZM174 229V228H173ZM179 229H177L178 231H179ZM199 229H200V226H199ZM207 229V228H206ZM214 229V228H213ZM217 229V228H216ZM221 229V228H220ZM226 229V228H225ZM232 229L233 228H231V231H232ZM3 230V229H2ZM30 230V229H29ZM39 230V229H38ZM43 230V229H42ZM49 230V229H48ZM67 230V229H66ZM77 230V229H76ZM89 230V229H88ZM88 230H87V232H88ZM94 230H95V228H94ZM103 230V232L102 233H104L105 232V230L104 229H102ZM102 230H100V231H102ZM108 230V229H107ZM109 230H110V228H109ZM115 230V229H114ZM167 230V229H166ZM165 230V231H166ZM201 230V229H200ZM235 230V231H234ZM233 231L234 232H237L236 231V229H234ZM6 231V230H5ZM30 231H32V230H30ZM40 231V233H41V230H39ZM64 231V230H63ZM68 231V230H67ZM70 231V230H69ZM72 231H74V229H72ZM90 231V230H89ZM92 231V230H91ZM96 231V230H95ZM122 231V230H121ZM120 231V232H121ZM128 232H129V230H127ZM126 231V232H127ZM134 231H136V230H134ZM212 231H214V230H212ZM223 231H225V230H223ZM228 231H230L229 229H228ZM227 230H226V232H228ZM239 231V230H238ZM25 232V231H24ZM23 232V233H24ZM43 232V231H42ZM45 232V231H44ZM43 232V233H44ZM58 232H60V231H57L56 232V235H57V233ZM75 232V231H74ZM109 232H111V231H109ZM119 232V233H120ZM131 232V231H130ZM132 232H133V230H132ZM147 232V231H146ZM146 232H144V233H146ZM154 232V231H153ZM163 232V231H162ZM166 232H168V230L166 231ZM170 232V231H169ZM221 232H222V230H221ZM220 232V233H221ZM241 232V233H242ZM247 232V231H246ZM9 234H10V232H8ZM33 233V232H32ZM35 233V232H34ZM33 233V234H34ZM43 233L41 234V235H43ZM46 233V232H45ZM48 233V232H47ZM61 233V232H60ZM70 233V232H69ZM73 233V232H72ZM88 233H90V232H88ZM96 233H98V231L96 232ZM95 233V234H96ZM101 233V232H100ZM107 233H108V231H107ZM112 233V232H111ZM134 233V232H133ZM138 233H139V231H138ZM149 233V232H148ZM148 233H146V234H148ZM155 233V232H154ZM158 233V232H157ZM194 233L196 234V235H194ZM216 233V232H215ZM220 233L218 232V235H220ZM225 233V232H224ZM228 233H232V232H228ZM244 233H242V234H244ZM248 233H250L249 232V229H248ZM248 233H246L245 235L247 236V234ZM1 234H3V233H1ZM0 234V235H1ZM9 234H7V235H9ZM22 234V233H21ZM26 234V233H25ZM27 234H30V232L29 233H27ZM36 234H38L37 232H36ZM63 234V233H62ZM64 234H66V233H64ZM83 234V233H82ZM93 234H94V232H93ZM92 234V235H93ZM117 234V233H116ZM137 234V233H136ZM165 234V233H164ZM177 234V233H176ZM206 234V233H205ZM212 234H214V232L212 233ZM217 234V233H216ZM222 234V233H221ZM233 234V233H232ZM236 234V233H235ZM237 234H239L240 235V232L239 233H237ZM236 234V235H237ZM4 235V234H3ZM40 235V234H39ZM47 235V234H46ZM48 235H50V233L48 234ZM45 236L46 238H49V236ZM67 235V234H66ZM84 235V234H83ZM88 235V234H87ZM90 235V234H89ZM109 235L111 236V234L109 233ZM121 235H122V233H121ZM135 235V234H134ZM138 235V234H137ZM136 235V236H137ZM141 235V234H140ZM145 235V234H144ZM150 234H148V236H149ZM151 235H152V232H151ZM163 235V234H162ZM168 235V234H167ZM182 235H180V236H182ZM203 235H204V233H203ZM227 235V234H226ZM229 235V234H228ZM235 235V237H237ZM5 236V235H4ZM11 236V237H10ZM8 238H12V235H10ZM22 236H24V235H22ZM21 236V237H22ZM36 236V235H35ZM44 236V235H43ZM52 236V235H51ZM58 237H59V233H58V235H57ZM78 236H80V234H78ZM102 236H106V235H103L102 234ZM124 236V235H123ZM127 236V235H126ZM130 236V235H129ZM139 236V235H138ZM147 236V235H146ZM173 237H174V235H172ZM176 236V235H175ZM179 236V235H178ZM178 236H177V238H178ZM179 236V237H180ZM208 236H209V234H208ZM208 236H207V238H208ZM213 236V235H212ZM212 236H211V238H212ZM220 236H222V235H220ZM7 237V236H6ZM5 237V238H6ZM34 237V236H33ZM32 237V238H33ZM57 237V238H58ZM77 237V236H76ZM86 237V236H85ZM96 237V236H95ZM98 237H101V236H98ZM108 237V236H107ZM114 237V236H113ZM119 237V236H118ZM131 237V236H130ZM133 237V236H132ZM131 237V238H132ZM164 237V236H163ZM205 237V236H204ZM219 237V236H218ZM224 238H222L223 240L225 239V236H223ZM228 237V236H227ZM231 237V236H230ZM13 238H14V236H13ZM23 238V237H22ZM35 238V237H34ZM37 238V237H36ZM46 238H45V240H46ZM92 238H94V237H92ZM102 238V237H101ZM105 238V237H104ZM115 238V237H114ZM114 238H113V241H114ZM117 238V237H116ZM126 238V237H125ZM128 238V237H127ZM162 238V237H161ZM165 238V237H164ZM167 238V237H166ZM242 237H240L239 239H241ZM250 238H252L251 237V235H250ZM1 239V238H0ZM4 239V238H3ZM38 239V238H37ZM41 239V237L39 236V240ZM55 239V238H54ZM66 243H67V236H66V239H64V237L62 238ZM80 239V238H79ZM87 238H85V240H86ZM95 239H97V238H95ZM95 239H94V241H95ZM100 239V238H99ZM107 239V238H106ZM119 240H121L120 238H118ZM144 239V238H143ZM145 239H146V237H145ZM158 239V238H157ZM170 239V238H169ZM206 239V238H205ZM215 239V238H214ZM219 239H220V237H219ZM227 239V238H226ZM228 239H229V237H228ZM230 239H232V238H230ZM237 239V238H236ZM238 239V240H239ZM13 240V239H12ZM11 240V241H12ZM18 240H20V241H22L21 240V238L19 237L18 238ZM25 241H26V243H28L27 242V239H24ZM29 240V239H28ZM31 240V239H30ZM38 240V241H39ZM44 240V241H45ZM51 240V239H50ZM56 240V239H55ZM62 240V244L64 243V241ZM82 240V239H81ZM84 240V241H85ZM90 240V239H89ZM88 240V241H89ZM98 240V239H97ZM102 240V239H101ZM108 240V239H107ZM106 240V243H110V241H107ZM117 240V239H116ZM118 240V241H119ZM132 241H133V239H131ZM166 241L165 242H167V240L168 239H165ZM171 240H172V237H171ZM208 240L210 241V239L208 238ZM207 240V241H208ZM246 240H248V239H246ZM263 240V239H262ZM7 241V240H6ZM20 241H18V242H20ZM33 241H34V239H33ZM42 241V240H41ZM43 241V242H44ZM74 241V240H73ZM84 241H83V244H84ZM87 241V240H86ZM93 240H91V242H92ZM93 241V242H94ZM99 241V240H98ZM98 241H95V243L96 242H98ZM105 241V240H104ZM112 241V240H111ZM118 241H117V243H118ZM124 240H122V242H123ZM135 241V240H134ZM151 242H152V240H150ZM154 241V240H153ZM157 241V240H156ZM160 241V240H159ZM197 241H199V240H197ZM237 241V240H236ZM235 241V243H237ZM37 242V241H36ZM40 242V241H39ZM42 242V243H43ZM46 242V241H45ZM47 242H49L48 240H47ZM54 242V241H53ZM56 242V241H55ZM54 242V243H55ZM69 242V241H68ZM77 242H78V240H77ZM90 242V244H94V245H96L95 243H91ZM102 242V241H101ZM147 242V241H146ZM203 242V241H202ZM242 242H243V239H242ZM242 242H240V243H242ZM260 242H261V240H260ZM22 243V242H21ZM33 244H34V242H32ZM50 243H51V241H50ZM61 243V242H60ZM59 243V244H60ZM87 243V242H86ZM103 243V242H102ZM134 243V242H133ZM135 243H136V241H135ZM134 243V244H135ZM149 243V242H148ZM161 243V242H160ZM205 243H206V241H205ZM208 243H210V246H212V248L213 249H215L217 252H218V250H221L220 248V245L219 244H217L218 243V241H211V242H208ZM221 243H223V242H221ZM225 243H226V241H225ZM230 243V242H229ZM232 243V242H231ZM234 243V242H233ZM244 243V242H243ZM242 243V244H243ZM248 243V242H247ZM3 244V243H2ZM10 244V243H9ZM8 244V245H9ZM17 244V243H16ZM15 244V245H16ZM31 244V243H30ZM37 244V243H36ZM39 244L40 243H38V245H36V246H39ZM44 244V243H43ZM49 244V243H48ZM47 244V245H48ZM56 244H58L57 242H56ZM65 244V243H64ZM78 244H79V242H78ZM77 244V245H78ZM100 244V243H99ZM104 244V243H103ZM110 244H112V243H110ZM113 244H114V242H113ZM123 245H126V243L124 244V243H122ZM143 244V243H142ZM159 244V243H158ZM174 244V245H175ZM207 244V243H206ZM227 244H228V240H227ZM244 244H246V243H244ZM261 244H264L263 242H261ZM4 245V244H3ZM20 245V244H19ZM22 245H23V243H22ZM27 245V244H26ZM50 245V244H49ZM55 245V244H54ZM61 245V244H60ZM67 245V244H66ZM70 245H72V244H69V246H68V248L70 247ZM80 245H82V244H80ZM86 245V244H85ZM89 245V244H88ZM106 245V244H105ZM114 245H117V244H114ZM130 245H132V244H130L129 243V245L128 246H130ZM136 245V244H135ZM139 245V244H138ZM137 245V246H138ZM154 245V244H153ZM160 245V244H159ZM161 245H162V243H161ZM204 245V244H203ZM219 245V246H218ZM222 245V244H221ZM233 246H234V244H232ZM6 246V245H5ZM17 246V245H16ZM28 246V245H27ZM26 246V248H28ZM31 246H33V245H30L29 246V248L31 249L32 247ZM57 246V245H56ZM73 246V245H72ZM91 246V245H90ZM88 247V246H86V247H88V249L89 248H91V247ZM98 246H100V245H98ZM97 246V247H98ZM108 246V245H107ZM118 246H120L119 244H118ZM133 246V245H132ZM131 246V247H132ZM136 246V247H137ZM144 246V245H143ZM149 246V245H148ZM146 247L147 249L148 248H150V246L149 247ZM155 246V245H154ZM177 246H175V247H177ZM205 246V245H204ZM209 246V245H208ZM226 246V245H225ZM237 246H238V244H237ZM241 246V245H240ZM243 246V245H242ZM241 246V247H242ZM249 246V245H248ZM264 246V245H263ZM1 247H3V246H1ZM0 247V248H1ZM8 247V246H7ZM19 247H23V246H18V248ZM40 247H42V246H40ZM44 247H45V245H44ZM47 247V246H46ZM45 247V248H46ZM49 247H51V246H49ZM48 247V248H49ZM64 247V246H63ZM63 247H59V249L61 248H63ZM74 247V246H73ZM76 247H78V246H76ZM81 247V246H80ZM85 247V246H84ZM97 247H96V249H97ZM109 247H110V249H109ZM108 247V249H109V252L110 253H112V250H113V247H114V250H115V246H109ZM135 247V246H134ZM157 247V246H156ZM169 245H168V247H166V248H168L169 249ZM174 248V246H173V244H172V246H171V248ZM203 247V246H202ZM229 247V245L227 246V248ZM4 248V247H3ZM3 248H1L2 249V251H3ZM12 248V247H11ZM17 248V249H18ZM25 248V249H26ZM45 248H43V250H45ZM64 248H67V247H64ZM72 248V247H71ZM101 248H102V245H101ZM118 248V247H117ZM129 248V247H128ZM133 248V247H132ZM153 248V247H152ZM162 248V247H161ZM170 248V252L172 253H170L171 255H173L174 254V256H177L176 255V253H177V250H173V249H171ZM227 248H226V250H227ZM264 248V247H263ZM8 249V248H7ZM13 249V248H12ZM16 249V250H17ZM24 249V248H23ZM35 249V248H34ZM37 249H38V247H37ZM54 250V248H51V249H49L50 251L51 250ZM59 249L57 250V251H59ZM75 249V248H74ZM121 249V248H120ZM136 249V248H135ZM192 249V248H191ZM198 249V251H200L199 250V248H197ZM201 249V248H200ZM206 249V248H205ZM235 249V248H234ZM239 249H241L240 247H239ZM8 250H10V249H8ZM36 250V249H35ZM47 250V249H46ZM56 250V249H55ZM72 250V249H71ZM77 250V249H76ZM87 250V249H86ZM85 250V251H86ZM90 250V249H89ZM100 249L98 248V251L96 252V253H93V252H91L90 254L92 255L91 256V259L92 258H94L93 260H95V259H98L99 260V258H107V255L109 254H105L106 255V257H105V255L103 254V252L100 250ZM137 250H139V249H137ZM143 249H141V250H139V251H142ZM145 250V249H144ZM160 250V249H159ZM162 250H163V248H162ZM161 250V251H162ZM225 250V251H226ZM244 250H245V248H244ZM244 250L241 252L240 250V253H244ZM12 251V250H11ZM31 251V250H30ZM32 251H33V249H32ZM63 251H66V249H64ZM62 251V252H63ZM79 251V250H78ZM84 251V250H83ZM104 251V250H103ZM125 251H128V250H126V248H125ZM124 251V252H125ZM149 251V250H148ZM147 251V252H148ZM164 251V250H163ZM213 251V250H212ZM215 251V252H216ZM223 251H224V249H223ZM228 252H229V250H227ZM235 251V250H234ZM238 251V252H239ZM247 251V250H246ZM5 252V251H4ZM14 252H16L15 250H14ZM22 252V251H21ZM21 252L19 253L20 255H21ZM40 252V251H39ZM41 252H42V250H41ZM55 252V251H54ZM105 253H106V251H104ZM129 252V251H128ZM132 252V254L135 252H133V250L131 251ZM144 252V251H143ZM222 252V251H221ZM221 252L219 251V253H220V255L222 256V254H221ZM232 252V251H231ZM28 253V252H27ZM30 253V252H29ZM28 253V254H29ZM34 253V252H33ZM44 253H46V251L44 252ZM67 252H65L64 254H66ZM69 253H71V252H69ZM69 253H67L68 255H69ZM80 254H81V252H79ZM86 253V252H85ZM130 253V252H129ZM141 253V252H140ZM139 253V254H140ZM166 253V252H165ZM168 253H169V251H168ZM196 253V252H195ZM206 252H204V254H205ZM209 253L211 254V252L209 251ZM234 253V252H233ZM249 252L247 251V254H248ZM14 254V253H13ZM16 254V253H15ZM18 254V255H19ZM22 254H23V252H22ZM31 254V253H30ZM37 254H38V252H37ZM62 254V253H61ZM90 254H88V255H90ZM127 254V253H126ZM145 254V253H144ZM146 254H148V253H146ZM162 254V253H161ZM160 253H159V251L155 248V249H153V250H151L150 251V254H149V256H154V258H157L156 260H159V264H162V262H166V260H165V258H163L162 257V255H161ZM169 254V255H170ZM178 254H180V253H178ZM203 254V253H202ZM201 254V255H202ZM207 254V253H206ZM225 254V253H224ZM228 254V253H227ZM227 254H225V257H227L226 255ZM242 254H240V255H242ZM245 254V253H244ZM17 255V254H16ZM19 255V256H20ZM24 255V254H23ZM22 255V256H23ZM38 255H40V254H38ZM113 255V254H112ZM118 255V254H117ZM170 255V256H171ZM194 255V254H193ZM228 255H230V254H228ZM235 255V254H234ZM237 255H239V253H237L236 252V256ZM249 255V254H248ZM248 255H244V256H248ZM30 256H32V255H30ZM29 256V257H30ZM34 256V255H33ZM57 256H59V255H57ZM65 256V255H64ZM85 256V255H84ZM114 256H116V255H114ZM114 256L112 257V259L114 258ZM121 256V255H120ZM138 256V255H137ZM164 256V255H163ZM170 256H168V257H170ZM199 256V255H198ZM204 256H206V255H204ZM224 256V255H223ZM231 256V255H230ZM243 256V255H242ZM242 256H238V259H239V257H242ZM2 257H4V256H2ZM1 257V258H2ZM28 257V258H29ZM66 257H67V255H66ZM69 257H70V255H69ZM71 257H72V255H71ZM111 257V256H110ZM118 257H119V255H118ZM122 257H123V255H122ZM139 257V256H138ZM164 257H166V256H164ZM196 257V256H195ZM215 257V256H214ZM219 257V256H218ZM225 257H222L223 259L225 258ZM250 257H251V255H250ZM27 258V259H28ZM116 258V257H115ZM120 258V257H119ZM133 258V257H132ZM141 257H139V259H140ZM167 258V257H166ZM185 258V259H186ZM197 258V257H196ZM243 258H245V257H243ZM243 258H241L242 260H243ZM248 258V257H247ZM60 259H61V257H60ZM107 259H110V258H107ZM105 260L106 262H108V260ZM120 259H122V258H120ZM135 259V258H134ZM149 259V258H148ZM176 259V258H175ZM186 259V260H187ZM195 259V258H194ZM200 259V257L198 258V260ZM236 259V258H235ZM16 260V259H15ZM19 260V259H18ZM28 260H30V258L28 259ZM64 260L66 261V259L64 258ZM63 260V261H64ZM87 260V259H86ZM115 260V259H114ZM141 260V259H140ZM144 260V259H143ZM154 260V259H153ZM155 260V261H156ZM168 260H170V259H168ZM177 260H179V259H177ZM183 260V259H182ZM203 260V259H202ZM216 260H217V258H216ZM215 259H214V261H216ZM222 260V259H221ZM248 260V259H247ZM246 260V261H247ZM250 260V259H249ZM87 261H89V260H87ZM97 261V260H96ZM96 261H94V262H96ZM100 261H102V260H100ZM118 261V260H117ZM147 262H148V260H146ZM146 261H145V263H146ZM205 261V260H204ZM209 261V260H208ZM213 261V262H214ZM218 261H220V260H218ZM224 261V260H223ZM222 261V262H223ZM1 262L2 261H0V264H1ZM20 262V261H19ZM72 262V261H71ZM91 262L93 263V261L91 260ZM98 262V261H97ZM111 263H112V261H110ZM119 262V261H118ZM134 262V261H133ZM139 262V261H138ZM158 262V261H157ZM164 262V263H165ZM174 262H176V261H174V258L172 257V259L170 260V263L171 264H174ZM180 262H182V261H180ZM195 262H197V261H195ZM203 262V261H202ZM226 262V261H225ZM248 262V261H247ZM253 262V261H252ZM5 264H6V262H4ZM27 263V262H26ZM62 263H64V262H62ZM86 263H88V262H86ZM92 263H90V264H92ZM105 263V262H104ZM109 263V262H108ZM115 263V262H114ZM125 263V262H124ZM123 263V264H124ZM129 263H131V262H129ZM128 263V264H129ZM135 263V262H134ZM168 264H169V262H167ZM185 263H187L186 261H185ZM192 263V262H191ZM191 263H189V264H191ZM197 263H199V262H197ZM217 263V262H216ZM224 263V262H223ZM235 263H237V261L235 262ZM249 263H251V261L249 262ZM65 264V263H64ZM95 264V263H94ZM97 264V263H96ZM99 264V263H98ZM102 264H103V261H102ZM118 264V263H117ZM144 264V263H143ZM147 264V263H146ZM149 264V263H148ZM176 264V263H175ZM180 264V263H179ZM205 264V263H204Z\"/></svg>",
	"mask_w": 264,
	"mask_h": 264
},
{
	"label": "rangeland",
	"instance_id": "rangeland-1",
	"mask_svg": "<svg viewBox=\"0 0 264 264\" xmlns=\"http://www.w3.org/2000/svg\"><path fill=\"white\" fill-rule=\"evenodd\" d=\"M31 1L32 0H12V6H13V8H12V6H10V10H9V12H11L10 14H11V16H9L8 18V20H5V19H2L1 18V21H0V35H4L5 36V34H7V30H9V32H11V29H13V31L14 32H11L12 34H13V37H15L14 39V41H11L10 43H8L7 45H9L10 46V48H4V51L2 50L3 48L1 47V50L3 51L2 52V54L1 55H3L2 57H1V59H0V63H1V65H0V90L2 89L4 92H2V90L0 91V98L1 97H4V96H6V95H10V94H12L13 92V94H15V92H16V96L15 95H12L13 97H17V100H19L18 99V97H20L21 95V97L23 98H20V101H19V103L20 104H22V100H25V97L26 96H24V92H25V90L24 89H22L21 88V85L20 84H18L19 82H18V80L16 79V78H19V76L24 72V70H22L24 67H25V69L26 68H29L30 66H32V64H33V62H34V58H33V54L31 53V47H29L30 45H29V39L31 38L30 37V35H29V33H27V29L25 30L24 29V27L23 26H19L18 24H21V22L23 21V22H26L28 19H32V20H37L38 18L36 17V15H37V13L35 12V9H34V7H33V5H34V2L36 3V4H38L37 3V1H39V3H40V5H43L41 8L43 9L42 11H44L45 10V13H47L48 15H50L51 17H53L54 19H55V22L56 23H53L52 24V26H53V28H55V29H58V28H60V25H61V21H62V17L63 16H68V18L71 20L72 19V21H77V19H79V16H77V14L79 15V12H78V9H76L75 7H74V0L73 1H71V0H65V3H64V0H59V3H57L58 2V0H49V1H47V0H41V2L43 3H41L40 2V0H33L32 1V3H31ZM83 1H86V2H89V3H91V2H96V4L100 7V8H102V6L104 5V0H83ZM107 1H110V0H107ZM201 0H198V2H199V4H200V6H201V8H202V10L204 9V13L205 14H208L209 13V11L211 10V9H213L216 5H217V3H219V1H220V5H222L223 4V0H219V1H217L216 2V0H202L201 2H202V4H201V2H200ZM241 1L243 2H247V0H240V3H241ZM256 3H255V2ZM22 4V6H21V4ZM28 3V5H27V3ZM45 2H47V3H45ZM62 2V3H61ZM214 2V3H213ZM253 2H254V6L256 5H258L259 3H260V0H253ZM252 2V0H249V3H253ZM17 3H18V5H17ZM69 4V7H68V5L67 4ZM99 3V4H98ZM213 3V4H212ZM239 3V0H238V4H240ZM264 3V2H263ZM2 4H4V0H0V7L2 6ZM48 4H49V6H50V9H49V6H48ZM52 4V5H51ZM55 4V5H54ZM57 4H59V5H57ZM15 5V6H14ZM25 5L27 6V7H25ZM190 4H186V6H185V4H182V8H183V10H184V12H188V14L190 13V14H192V12H193V9H192V6L190 5V7H188ZM203 5V6H202ZM262 3H260L257 7H262L261 9H262V12L264 13V5H262ZM29 6H30V8H29ZM211 6V7H210ZM254 6L252 5V7L254 8ZM18 7H20V8H18ZM24 7V9H22ZM47 9H46V8ZM63 9H62V8ZM66 7V8H65ZM210 7V8H209ZM18 10H17V9ZM53 8H54V10H53ZM58 10L59 9V11H56V10ZM60 9H62V10H60ZM74 9H75V11H74ZM186 9V10H185ZM191 9V10H190ZM20 10V11H19ZM29 12H28V11ZM46 10H47V12H46ZM67 10V11H66ZM73 11V13H72V11ZM18 13H16V12ZM49 11V12H48ZM66 11V12H65ZM68 11H69V13H68ZM100 11H102V10H98V12H100ZM12 12H13V14H12ZM36 14H35V13ZM61 12H62V14H61ZM77 12V13H76ZM208 12V13H207ZM236 12H238V14H239V16L240 17H238V14L236 13V20H237V22H240V24L242 25V24H244L245 23V21H246V14H245V12H243L242 10L240 11V9L239 8H237V10H236ZM23 14V15H21V14ZM31 15H30V14ZM53 13V14H52ZM56 14V17H54L55 16V14ZM58 13V14H57ZM194 13L196 14L195 15V18H190V17H186V22H185V24L187 25V27H188V25H189V28L188 29H186L187 31L189 30V32H187L186 30H184V31H178V30H176L175 31V35L177 36V40H175L174 42L176 43H174L173 42V47H172V45H171V47L172 48H174V49H176V50H174L173 51V54H177V55H182V54H184V53H186L187 52V54H193L194 55V52H195V54H196V61H201V60H203V61H206V58L208 57V54H207V51H205L204 49H201L200 47H196L195 48V51H191L190 50V48H189V46H188V43H185V42H187L189 39H191L192 37H194V34H192V26H193V23H195V22H202V20H204L205 19V16L204 15H202V13L200 14L199 12H195L194 11ZM13 15H15V16H13ZM19 15V16H18ZM27 15V16H26ZM28 15H29V17H28ZM59 15H61V16H59ZM70 15V16H69ZM72 15H74V16H72ZM244 17H243V16ZM24 16V17H23ZM33 18H32V17ZM38 16V15H37ZM200 16V17H199ZM1 17V16H0ZM20 17V18H19ZM28 17V18H27ZM92 17H94V18H96L97 19V14H93V16ZM158 17H159V15L158 16H156V17H154V20H153V28L154 29H152V33L150 34V35H148V37H154L156 40H158V43H159V45H160V47H161V54L163 53V55H161V56H166V53H167V56H168V50L170 49L169 47L170 46H167V40H168V34L169 35H172L173 33L172 32H174V31H172V32H170L171 30H168L167 28H166V25H165V22H164V16H162V15H160V17H161V19L162 20H160V18L158 19ZM163 17V18H162ZM197 17V18H196ZM25 18V19H24ZM59 18V19H58ZM81 18V17H80ZM200 18V19H199ZM244 18V19H243ZM252 18V19H251ZM250 19H249V27L252 29L251 30V34L254 36V41L249 45L250 47H249V50H248V47L246 48L247 50H244V54L245 55H247V51H248V54L250 53V55L249 56H251L252 58H253V65L254 66H256V68H257V72H258V75H259V79H257V80H255L254 82H255V84L257 83V85H253V84H249V83H247V80L245 79V78H243V76L242 75H238L237 76V74H239V72L237 73V71H238V69H237V66L239 65V63L237 62V60H232L231 58H230V55H228L229 53H228V51H227V49H225L222 45H220V49H221V51H219L220 49H215V48H213V49H215V51H217L216 53L218 54V56H219V65H220V68H219V71H222L223 73H225V72H228L229 74H228V76L230 77V80H228L227 82H226V84L228 85H221V87L219 88V89H221L219 92L222 94V95H220L218 92H217V94H219L218 95V97L214 100V102L212 101H204V100H200V98L202 97V94H199V93H195V88H196V86L192 83V80H188V79H184L185 81L183 82L182 80H183V78H188V76L190 75V74H192V73H194V72H196V70H197V72H199V67H197L196 65H194L192 62H185V63H182V62H180L179 60H177V59H175V56L174 55H172L170 58H172V60L171 59H169L168 60V62H167V66H165L164 67V69L163 70H165V74L169 77V79H171L170 80V85L173 87V85L175 86V89H173V91L175 92V93H178L179 94V91H182V89H183V91L186 89L187 91H188V102H187V104H188V107L190 108L191 106L190 105H193V109L192 108H190V110H188V107H187V110L188 111H191L190 112V114L193 112L194 113V111H195V113H194V115L195 114H197L198 116H201V118L200 117H197V115H193V114H191V116H190V114L189 113H187V114H184L183 113V110L182 109H180L179 110V107H177V109H175L174 108V105L176 106V103L175 102H173V104H169V107H168V109L170 110V112H169V110L168 109H164V112L161 114V119H158L157 121H151L150 123H151V125L154 127V128H156V129H154V128H152V126L150 125V123H149V125H150V127L149 126H145V128H144V130L143 131H145V130H150L153 134H151L150 136L148 135L147 137H145V139L144 138H142L141 137V142H140V140H139V143H138V148H139V146H140V151H139V154L141 153V155L143 156V157H146V161H154V158H156V157H158V156H161V161L164 159L165 161L164 162H170V160H172V159H177V157L179 156L178 154H177V148L174 146V143L176 142V140H178V144H179V147L180 148H184V146H185V148L183 149L185 152L187 151H189V149L192 151L193 150V154H194V156H193V154H192V152L191 151H189V153L188 154H186V153H184V151H183V155H185V156H187L188 158H189V156L193 159V157H196V156H198V154H202V152H205L204 150H203V148L205 149L206 148V145H204V143H203V141L205 142V136L203 135V134H205L206 136H208V134L207 133H209V131L206 129L205 131H204V126H205V123H206V120H207V118H205V116H208L207 115V113L205 112V110H206V108H209L210 110H211V113H212V117L214 116V121L216 120V121H218L216 124L218 125V129L217 130H221V131H219V137H220V139L222 140V142H224V143H220V144H222V145H220L219 143L217 144V150H219V151H221V152H225L226 154H228L229 156L230 155H232V153H233V150H232V148H234V147H238V149H239V146L241 147L240 149H242V151L239 149V151H241V152H239V153H241L240 155H239V153H238V162L239 163H241L239 166L238 165H236V168H237V170H236V172L238 173V175H239V177H238V175H237V173L235 172V174L233 175V178H232V180H234V181H232L231 183L232 184H230V195L232 194V196L234 197V198H236V201H235V199H234V201H233V199H232V196H230V200H232L231 202H230V204H231V206H232V209H233V206H236L237 208V210L235 211V210H233L232 211V213H227V211L228 210H226L225 212H224V214H221L219 217H218V219L216 218V219H213L212 217H206V216H203L202 215V213H201V206L202 205H207V202H208V205H210L209 204V202L212 204V197H210V194H211V192L213 191V189H218V190H221V186H222V180L220 179H218V176L216 175L215 176V174L214 175H212V178H211V175L208 177V175H207V177H206V175H204L203 176V180L201 179V181H200V179H197V177H196V175L194 176L193 175V173L192 172H190L191 170H188L187 169V171L185 170V173L182 171V170H180L179 169V171L176 173V168L175 167H177V166H179V167H182L181 165H177L176 164V162L175 161H173V163H171V164H169L168 165V167H169V169L170 170H172V174H174V177H172L173 179V181H172V183H171V186H169V187H162L161 188V190L162 191H160V193H161V195H157L158 197H156L155 199H156V201H155V199L153 200H150V203L151 204H153L152 206H151V204H150V206L148 205V204H146L144 207H142V210H141V219H143V220H141V222H136L135 220H134V216L135 217H138L137 216V212H136V208H137V205L139 204H137V200H136V197H134V196H131L130 194L128 195V194H126L125 195V197H126V200H129L130 201V205H125L124 203H122L123 201H119L118 202V204L115 206V207H113L114 205L112 204V202H110V199H109V202H108V200L106 199V198H104V196H101L102 197V199H101V197H100V193L99 192H97V193H94V191H96L97 190V187H101V182L102 181H113L114 180V183H115V181H116V183H120V184H125L126 182H124L123 181V179H124V177H126L125 179H126V181L127 182H131V183H133L134 182V180L136 179V178H138L137 176V166H136V164H135V162H134V160L136 159V156H137V150L133 147V143H131L130 144V142L129 141H127V140H125L126 138H119V139H121L120 141L121 142H124L123 143V145L124 146H122V148L121 149H118L117 147L118 146H115V149H114V147H112V150H113V152H114V155H117L118 156V158H117V160H116V158H114V160H112V162L110 163V164H108V165H106L105 167H104V173L101 175V176H96V175H93V185H94V189L95 190H92V191H90V193H88V194H90V195H88L86 192H87V190H86V188H85V186H83L84 185V181L82 182V184H81V182H80V180H79V173L81 172V170H86V171H88L89 172V170H91L92 171V166H91V164L90 165H86L87 164V162H86V160H85V158H86V156L88 155V154H90L91 153V151H93L91 148H88L87 146H82V147H80L79 145H75V144H72L71 143V140H70V138L71 137H69V135H67L68 133L66 132V131H63V129H60L61 128V122L62 121H64L65 119V121H69V123H72L73 122V120L72 119H74L75 120V118H76V116H77V109L79 108V103H77V102H79L80 100L79 99H81V98H84L85 97V95H83L84 97H80L79 96V94L77 93V91L76 90H81V89H83L82 91L85 93V92H94V93H96V97L95 98H98L99 96H98V94H99V92H97V90H96V88L99 86V85H97L96 83H95V81L94 80H92V81H88V80H85V81H83V82H79V81H77V82H69V83H67L66 84V82H65V84H64V81H62L61 80V78H58L57 77V75L55 74V73H47V75H46V78H47V82H48V85L46 86V90H47V92L49 93H46V95H47V98H51V97H53V95H54V100H53V103L55 104V106L53 105V109H54V112H53V109L52 110H50L48 113H49V115H48V113L47 114H41V115H39L38 116V119L36 118V119H34L35 117H32L33 118V120H35L38 124L37 125H39L40 123L42 124H40L39 125V130H38V137H39V141H41V142H46V140H47V138H46V136L48 137V140H47V142H53V140H55L54 141V143H64V145H65V151H66V154H65V156H66V158L63 160V162H65V163H63L62 162V160H60L59 161V163H57V162H55V161H52V159L50 160V161H52V162H49L48 164H46L47 166H45V172L46 173H44L45 175H44V177L42 178L43 179V181H41V183L43 184H39V187H38V184H37V186H36V184H33L32 186L30 185V184H28L29 186H31V187H29L28 186V188L29 189H34V188H36L37 190H33L34 191V194H36V195H34V194H32V195H34V197H35V199L37 198L36 196L38 195V198H37V200L39 201V203H38V201L36 200V206H34V208L33 207H31V208H33L32 210H31V208L30 207H27L26 209L24 208V207H20V202H17L16 201V199L18 200V197H17V193H13V194H16V196L15 195H10L9 197L11 198V201H10V198H9V205H8V207L6 208V211H7V215H6V211L4 210L3 212H4V214H3V212H0V223H2L1 225H0V234L1 233H3V234H1L0 235V247L1 246H3V247H1V248H3V251H2V249L0 248V261H2L1 262V264H5L4 262H6V264H90V263H92L91 262V260L93 261V263L92 264H102V261H103V264H123L124 262V264H128L129 262H131V263H129V264H159V260H156L157 258H154V256H149V254H150V251L151 250H153V249H157L158 251H159V253L162 255V257L163 258H165V260H166V262L164 263V262H162V264H168L167 262H169V264H171L170 263V260L172 259V257L174 258V261H176V262H174V264L176 263V264H189V263H191V264H264V244H261V242H263L264 243V140H263V138H264V58L262 59V57H260V55L257 53V51H258V46H260V44H262L263 42H264V35H263V33H262V29H258L259 28V23H260V21H261V18H258V16H255V17H251ZM16 19H17V21H16ZM190 19L192 20V21H190ZM260 19V20H259ZM13 20V21H12ZM26 20V21H25ZM59 20V21H58ZM200 20V21H199ZM235 19H234V21H230L229 23H228V27L231 29V30H233V29H235V25H236V21ZM253 20V21H252ZM256 20L258 21V23H255L256 22ZM15 21V22H14ZM20 22V23H19ZM28 22H30V21H28ZM158 22V23H157ZM162 22V23H161ZM164 22V23H163ZM2 23V24H1ZM15 23V24H14ZM160 23V24H159ZM252 23V24H251ZM7 25V30L5 29V26ZM14 26H12V25ZM59 24V25H58ZM162 24V25H161ZM190 24H191V26H190ZM4 25V26H3ZM57 25V26H56ZM230 25H232V26H230ZM256 25V26H255ZM12 26V27H11ZM59 26V27H58ZM161 26V27H160ZM254 26H255V28H254ZM11 27V28H10ZM19 27V28H18ZM158 27V28H157ZM3 29V31H2V29ZM22 28V29H21ZM24 29V30H23ZM155 29H157V31L155 30ZM163 29V30H162ZM22 30L24 31V32H22ZM160 30V31H159ZM198 30L200 31V29L198 28ZM197 30V28H196V32H198V33H196L197 35H200L201 34V31L199 32ZM260 30V31H259ZM153 31H154V33H153ZM162 31V32H161ZM253 31V32H252ZM256 32H258V33H256ZM3 33V34H2ZM18 33H20V34H18ZM22 33H26V37L24 36V34L22 35ZM137 33H139V35H142V33H143V35H142V37H147V34L149 33H147L146 31H144V30H142V31H139V32H135L132 36H134V38L136 37V35H137ZM188 33H190V34H188ZM262 33V34H261ZM181 34V37L179 36ZM157 35H159V37L157 36ZM166 35V36H165ZM263 35V36H262ZM19 36V37H18ZM29 36V37H28ZM165 36V37H164ZM179 36V37H178ZM188 36V37H187ZM261 36H262V38L263 39H261ZM183 37V38H182ZM186 37V38H185ZM24 38H26V39H24ZM129 38V39H128ZM127 38V40L128 41H130L131 40V36L130 37H128ZM162 38V39H161ZM167 38V39H166ZM182 38V39H181ZM187 38H188V40H187ZM206 38V39H205ZM204 38V41L205 42H208V38L207 37H205ZM160 39V40H159ZM166 40V41H165ZM24 41V42H23ZM178 41V42H177ZM259 41L261 42L260 44H258L259 43ZM164 43H165V45H166V47H164L165 45H164ZM178 43V44H177ZM13 44V45H12ZM22 46H21V45ZM60 44V45H59ZM12 45V46H11ZM16 45V46H15ZM174 45H176V46H174ZM186 45V46H185ZM15 47V50L13 49L14 47ZM61 46V47H60ZM253 46V47H252ZM53 47H55L56 49H54V51L56 52V53H58V54H60V53H62L63 51L62 50H64V48H65V45H64V43L63 42H57ZM58 47V48H57ZM23 48V49H22ZM27 48V49H26ZM178 48H179V50H178ZM252 48H253V50H252ZM18 49V50H17ZM60 49V50H59ZM187 49V50H186ZM7 52H6V51ZM19 50H22V51H20V53H19ZM27 50V51H26ZM164 50V51H163ZM181 50V51H180ZM182 50H184V51H182ZM203 50V51H202ZM15 51V52H14ZM24 51V52H23ZM25 51H26V53H25ZM30 51V52H29ZM211 51V50H210ZM224 51H225V53H224ZM256 51V52H255ZM6 52V53H5ZM60 52V53H59ZM183 52V53H182ZM201 52V53H200ZM212 52V51H211ZM5 53V54H4ZM18 53V54H17ZM24 53V54H23ZM32 55H31V54ZM205 53V54H204ZM222 53H223V55H222ZM253 53H255V55L253 54ZM257 53V54H256ZM12 54H14V55H12ZM29 55H31V57L29 56ZM76 55H80V53H76ZM207 57H206V56ZM227 55V56H226ZM234 55H236V57H237V52L235 51L234 52ZM5 56H6V59H3V58H5ZM15 58V59H21V65H19V66H17L16 65V67H14V65L15 64H13L14 63V61H13V57ZM17 56H19V57H17ZM166 56V57H167ZM222 58H221V57ZM23 57V58H22ZM26 57V58H25ZM200 57H202V58H200ZM229 57V58H228ZM10 58V59H9ZM30 58V59H29ZM174 58V59H173ZM257 60H256V59ZM25 59L28 61H25ZM74 59V58H73ZM224 59V60H223ZM260 59H261V61H260ZM13 62H12V61ZM24 60V61H23ZM171 60V61H170ZM229 61L230 60V62L228 63V64H225V61ZM2 61V62H1ZM5 61H7V62H5ZM10 61V62H9ZM223 61V62H222ZM9 62V63H8ZM63 62V61H62ZM62 62H58L59 64H61ZM151 62H152V60H149V62L148 63H146L145 65H146V67H149V64H151ZM176 62H178V63H176ZM8 63V64H7ZM12 63V64H11ZM22 63H23V65H22ZM29 63L31 64V65H29ZM181 63L183 64V65H181ZM191 66H189L188 64ZM261 63V64H260ZM7 64V65H6ZM170 64V65H169ZM174 64V65H173ZM210 63L208 62V66H207V63H203V68H207L208 69V73H213L214 71V69H213V63H211L210 65H209ZM232 65V66H230V65ZM233 64H235V65H233ZM263 64V65H262ZM10 65V66H9ZM13 65V66H12ZM27 65V66H26ZM102 65H103V63H102ZM259 65V66H258ZM3 66V67H2ZM175 67V69L173 68V67ZM182 66V67H181ZM185 68H184V67ZM189 66V67H188ZM223 66V67H222ZM229 66V68H227L226 69V67H228ZM263 66V67H262ZM2 67V68H1ZM6 67V68H5ZM172 67V68H171ZM177 67H179V68H177ZM187 67V68H186ZM197 67V68H196ZM209 67V68H208ZM221 67H222V69H221ZM233 67V68H232ZM8 68H9V70H8ZM12 68V69H11ZM14 68V69H13ZM18 68H20L19 70H17ZM166 68V69H165ZM177 68V69H176ZM191 70H190V69ZM179 69H181V70H179ZM189 69V70H188ZM196 69V70H195ZM226 69V70H225ZM234 69V70H233ZM261 69V70H260ZM1 70H3V71H1ZM16 70V71H15ZM167 70V71H166ZM236 70V71H235ZM10 71V72H9ZM14 71V72H13ZM17 71H18V73H17ZM21 71V72H20ZM178 71V72H177ZM225 71V72H224ZM232 71V73L230 74V72ZM235 71V72H234ZM2 72V73H1ZM5 72H7V73H5ZM9 72V73H8ZM20 72V73H19ZM184 72V73H183ZM17 73V74H16ZM179 73V74H178ZM183 75H181V74ZM9 74L12 76V77H10L9 76ZM176 74V75H175ZM227 74V73H226ZM1 75H3V76H1ZM6 75H7V77H6ZM15 76V77H14ZM17 76V77H16ZM49 76V77H48ZM171 76V77H170ZM179 76V77H178ZM235 77V80H234V77ZM5 77V78H4ZM8 78V79H7ZM12 78V79H11ZM175 78V79H174ZM178 78V79H177ZM233 78V79H232ZM239 79V80H238ZM245 79V83H246V85H245V83H244V80ZM7 80V81H6ZM14 82H13V81ZM15 80H17L16 82H15ZM240 82H238V81ZM4 81H6V82H8V83H6V82H4ZM186 81H189V82H186ZM235 81V82H234ZM59 82V83H58ZM61 82V83H60ZM90 82V83H89ZM236 84V87H235V84ZM242 82V83H241ZM260 82V83H259ZM261 82H262V84L263 85H261ZM4 85H3V84ZM72 83V84H71ZM85 83H86V85H85ZM232 83V84H231ZM13 84H15V85H13ZM61 84V85H60ZM63 84V85H62ZM83 84V85H82ZM118 84V85H117ZM179 84V85H178ZM184 84H185V86H184ZM234 84V85H233ZM239 84V85H238ZM247 84H248V86H247ZM57 85V86H56ZM66 85V86H65ZM71 86V89H70V93H69V95H68V93H67V91L69 90V87L68 86ZM95 85V86H94ZM117 85V86H116ZM120 85H122L121 83H116V84H113L112 86H113V91H114V93L116 94L114 97H112V98H107L105 101V104H106V108H107V106H108V108H107V111L108 112H103L102 110H94V109H92L91 111H90V113H91V115L90 114H88V113H86V115H85V121H86V125L87 126H90V125H93L94 124V120H100V119H105L106 120V124L110 127V128H113V124H112V117H117V116H110L111 118H109V116L107 115V113L110 115V114H112L114 111V113H116V112H118V110L121 108V107H123L124 106V104H123V98H122V96L120 95V91L122 92V89H123V87H125V86H128L129 87V90H132V91H134V93L131 95V96H133V97H136L137 96V94L139 93V91L138 90H141L142 89V87L144 88V84H129V85H125V84H123L121 87H120ZM178 85V86H177ZM189 85V86H188ZM191 85V86H190ZM7 87V89H8V91H6L7 89L5 88V87ZM12 86H13V88H12ZM19 86V87H18ZM49 86V87H48ZM83 86H85V87H83ZM88 86V87H87ZM104 86H106V87H108V86H110L109 84L108 85H104ZM119 86V87H118ZM133 86V87H132ZM183 86H184V88H183ZM188 86V87H187ZM195 86V87H194ZM253 86V87H252ZM2 87V88H1ZM68 87V88H67ZM81 87V88H80ZM92 89H91V88ZM95 87V88H94ZM186 87V88H185ZM193 87V88H192ZM224 87V88H223ZM235 87V88H234ZM241 87V88H240ZM259 87H261L260 89H259ZM10 88V89H9ZM12 88V89H11ZM66 88H67V91H66ZM86 88V89H85ZM89 88H90V90H89ZM118 88V89H117ZM130 88H133V89H130ZM135 88H136V90H135ZM176 88H178V89H176ZM252 88V89H251ZM255 88V89H254ZM20 89V90H19ZM52 89H54V90H52ZM58 90V93L59 94H61L60 96H58L59 94L57 93V90ZM62 89V93H61V90ZM75 89V90H74ZM120 89V90H119ZM163 89V92H165L166 91V88L165 87H163L162 88ZM189 89V90H188ZM227 89V90H229V91H225V90ZM244 89H246V90H244ZM12 90H15V91H12ZM22 90H24V91H22ZM71 90L72 91H74V92H71ZM192 90L194 91V93L192 92ZM249 90V91H248ZM257 90V91H256ZM20 91V92H19ZM65 91V92H64ZM117 91H118V95H117ZM190 91V92H189ZM253 91V92H252ZM7 92V93H6ZM228 92V93H227ZM248 92H250V94L248 93ZM258 92H259V94H258ZM4 93V94H3ZM22 93V94H21ZM54 93V94H53ZM73 93H75V94H73ZM76 93H77V95L80 97V98H78V99H76ZM226 93H227V95H226ZM231 93V94H230ZM239 93V94H238ZM56 94V95H55ZM58 94V95H57ZM177 94V95H178ZM193 96H192V95ZM254 94H258V99H256L255 98V96H254ZM19 95V96H18ZM51 97H50V96ZM128 95V94H127ZM198 95V96H197ZM200 95V96H199ZM235 95H236V98H234L235 97ZM244 95V96H243ZM62 96H64L63 98H62ZM98 96V97H97ZM121 96V97H120ZM131 96L130 95H128V96H126L125 95V97H127V101H129L130 99H131ZM223 96V97H222ZM234 96V97H233ZM239 96H241V97H239ZM242 96H243V99H242ZM253 96V97H252ZM28 97V96H27ZM26 97V98H27ZM56 97H58V98H56ZM60 97H61V99H60ZM65 97H67V99L65 98ZM71 97V98H70ZM192 97V98H191ZM197 99H196V98ZM222 97V98H221ZM225 97V98H224ZM238 97H239V101H237V102H235L236 100H238ZM179 98V99H178ZM181 98H182V95L180 94V96L178 95L177 96V100H181ZM218 98H219V100H218ZM229 98H230V101H229ZM233 98V99H232ZM56 99H60L59 100V102H58V100H56ZM120 99V100H119ZM199 99V100H198ZM16 100V102H18ZM72 100H73V103L75 102L76 104H73V103H71L72 102ZM76 100V101H75ZM190 100V101H189ZM226 100H227V102H226ZM232 100V101H231ZM243 100V101H242ZM55 101V102H54ZM111 101H113V103L111 102ZM195 101V102H194ZM200 101V102H199ZM202 101V102H201ZM217 101V102H216ZM223 101V102H222ZM236 103V105H235V103ZM245 101V102H244ZM257 101H259V103L257 102ZM261 101V102H260ZM67 104H66V103ZM116 102V103H115ZM143 101H142V99H140V103H142ZM194 102V103H193ZM211 103V105H209V103ZM240 102V103H239ZM252 102V103H251ZM256 102V103H255ZM263 102V103H262ZM19 103H17L16 104V109H17V111H16V109L14 110L15 112V114H14V116H15V119H16V121H15V123L13 124L14 126H12L11 125V120L7 117V115L6 114H1L0 113V155H2V156H0V166H1V171H2V168L4 167V166H6V168L8 169L9 168V171L10 170H12L11 171V177H12V179H14L15 177H13V176H19L20 177V173L18 172V169L17 168H20V166H22L21 164H22V162H23V160H24V156H25V152H26V150L22 147V144L21 143H19L18 142V140L15 138V140H16V142L13 140V138L12 137H10L12 134H11V132L13 133V134H20V133H22L23 132V130H24V124H23V114H25L26 113V111H27V107L26 106H21ZM60 103V104H59ZM65 103V104H64ZM69 103V104H68ZM199 103H200V105H199ZM205 105H204V104ZM208 103V104H207ZM216 103V104H215ZM226 103V104H225ZM231 104V106H230V104ZM232 103H233V105H232ZM243 103H245L246 105H244ZM247 103H248V106H247ZM254 103V104H253ZM20 106H19V105ZM108 104V105H107ZM118 104V105H117ZM121 104H123V106L121 105ZM213 104V105H212ZM238 104H239V106H238ZM243 104V107L241 106ZM253 104V105H252ZM260 106H259V105ZM22 105H25V104H22ZM63 105V106H62ZM65 105V106H64ZM69 105H71L70 107H69ZM110 105V106H109ZM118 107H116V106ZM221 105L223 106V107H221ZM227 107H226V106ZM251 105V106H250ZM17 106H19V107H17ZM66 106H67V108H66ZM112 106V107H111ZM203 107V108H201V107ZM216 106V107H215ZM230 106V107H229ZM233 106H237L236 108H237V110L235 111L234 110V108L235 107H233ZM250 106V107H249ZM259 106V107H258ZM262 106V107H261ZM24 107H25V109H24ZM56 107V108H55ZM60 107H61V109H60ZM116 107V108H115ZM211 107V108H210ZM221 109H220V108ZM239 107V108H238ZM245 107H247V108H245ZM252 107H253V109L254 110H252ZM62 108H63V110H62ZM65 108V109H64ZM200 110H199V109ZM214 108V109H213ZM224 108H225V110H224ZM263 108V109H262ZM56 109V110H55ZM70 111H69V110ZM75 109V110H74ZM109 109V110H108ZM110 109H114L113 111L112 110H110ZM116 109V110H115ZM216 109V110H215ZM217 109H220L222 112H218V110ZM229 109V110H228ZM231 109V110H230ZM245 109V110H244ZM248 109H250V111L248 110ZM23 110H25V111H23ZM64 111L63 113H62V111ZM73 110V111H72ZM94 110V111H93ZM176 110V111H175ZM178 110V111H177ZM193 110V111H192ZM198 110L200 111V112H198ZM228 110V111H227ZM60 112V114H59V112ZM98 111H100V112H103V114L101 113L100 114V112H98ZM173 111V112H172ZM231 111H232V113H233V115L231 114ZM238 111V112H237ZM246 111V112H245ZM247 111H249V112H247ZM256 111V112H255ZM260 111H262V112H260ZM20 114H18V113ZM25 112V113H24ZM68 112V113H67ZM71 112V113H70ZM99 114H98V113ZM205 112V113H204ZM218 112V113H217ZM225 112H227V113H225ZM236 112V113H235ZM255 112V113H254ZM66 113V114H65ZM73 113H76V115H74ZM165 113H167V114H165ZM173 113H175V115L173 114ZM181 113H183L182 115H181ZM215 113V114H214ZM223 114V115H221V114ZM234 113H235V116H234ZM238 113V114H237ZM251 113V114H250ZM258 113V114H257ZM263 115H262V114ZM95 114V115H94ZM180 114V115H179ZM206 114V115H205ZM236 114H237V117H236ZM241 114H242V116H241ZM246 114V115H245ZM248 114V115H247ZM258 116H257V115ZM51 115V116H50ZM57 115V116H56ZM68 117H67V116ZM69 115H70V117H69ZM71 115H72V117L73 118H71ZM89 115V116H88ZM97 115V116H96ZM102 115V116H101ZM163 115V116H162ZM173 115V116H172ZM189 115V116H188ZM220 115V116H219ZM231 115V116H230ZM253 115V116H252ZM53 116L56 118H53ZM60 116H62V117H60ZM92 116V117H91ZM169 116V117H168ZM175 116V117H174ZM183 116V117H182ZM187 116H188V118H187ZM216 116V117H215ZM240 116V117H239ZM247 116V117H246ZM1 117L3 118V119H1ZM5 117V118H4ZM30 117V118H29ZM43 117H44V120H43ZM60 117V118H59ZM93 119V120H89V119H91V118ZM99 119H98V118ZM165 117V118H164ZM173 117V118H172ZM181 117V119L179 120V118ZM185 117V118H184ZM221 117V118H220ZM261 117H262V119H261ZM28 118L29 119H31V115L29 114L28 115ZM41 120H40V119ZM49 120H48V119ZM54 120H53V119ZM59 118V119H58ZM68 118H70L69 120H67ZM87 118V119H86ZM170 118V119H169ZM175 118H176V121H175ZM193 120H192V119ZM218 118V119H217ZM237 118H239V120L237 119ZM247 118V119H246ZM249 118H251V120H252V122H251V120L249 119ZM253 118V119H252ZM7 119H9V120H7ZM46 119V120H45ZM109 119V120H108ZM162 119H166L165 121H163ZM168 119V120H167ZM185 119H187V121L185 120ZM195 119L198 121V122H196L195 121ZM235 119V120H234ZM2 120V121H1ZM4 120H6L7 122H4ZM20 120V121H19ZM44 122H43V121ZM53 120V121H52ZM58 120V121H57ZM88 120L92 123H90V122H88ZM107 120H108V122H107ZM231 120V121H230ZM257 120V121H256ZM262 120H263V122H262ZM41 121V122H40ZM159 121V122H158ZM169 121V122H168ZM174 121V122H173ZM201 121H203L202 123H201ZM235 121V122H234ZM237 121V122H236ZM239 121V122H238ZM251 123H253V124H251ZM258 122V123H256V122ZM260 121V122H259ZM2 122V123H1ZM18 123V127L17 126H15L17 123ZM49 122H50V124H49ZM57 122V123H56ZM60 122V123H59ZM111 122V123H110ZM116 122L117 123H120L121 122V120H119V119H116ZM123 120H122V125H124L123 124ZM155 122V123H154ZM167 122L169 123V124H167ZM184 122V123H183ZM186 122V123H185ZM191 122V123H190ZM195 124H194V123ZM205 122V123H204ZM221 122V123H220ZM223 122H225L224 123V126H223ZM229 122V123H228ZM8 123V124H7ZM53 123V125H51ZM56 125H55V124ZM59 123V124H58ZM161 125H160V124ZM173 123H174V125H173ZM183 123V124H182ZM199 123V125H197ZM229 124V126H227L228 124ZM241 123V124H240ZM245 123V124H244ZM249 123V124H248ZM262 123V124H261ZM5 126H4V125ZM6 124H7V126H6ZM44 124V125H43ZM78 124H80V122L78 121L77 123L75 122V125H74V123H72V125H74V126H76L77 127V125ZM85 124V123H84ZM186 124V125H185ZM192 124V125H191ZM201 124H203V125H201ZM227 124V125H226ZM248 124V125H247ZM19 125H21V126H19ZM158 125V126H157ZM163 125V126H162ZM172 125V126H171ZM189 125V126H188ZM201 125V126H200ZM220 125H222V126H220ZM238 125V126H237ZM247 125V126H246ZM254 125H255V127H254ZM262 125V126H261ZM42 126V127H41ZM45 126V127H44ZM47 126V127H46ZM52 126L55 128V129H52ZM167 126V127H166ZM192 126V127H191ZM196 128H195V127ZM246 126V127H245ZM259 127V129H258V127ZM3 127V128H2ZM7 127V128H6ZM13 127H14V129H13ZM16 127V128H15ZM169 127V128H168ZM173 127V128H172ZM198 127H199V129H198ZM203 127V128H202ZM222 127H224V128H222ZM232 127V128H231ZM233 127H234V129H233ZM242 127H244V128H242ZM248 127V128H247ZM250 127H251V129H254L253 131L255 132H253L251 129H250ZM253 127V128H252ZM262 127V128H261ZM15 131V132H13V130ZM22 128V129H21ZM43 128H44V130H43ZM57 128H58V130H57ZM150 128H152V130L150 129ZM159 128H161L162 129V131H161V129H159ZM188 128H190V130H188ZM192 128H194V129H192ZM202 128V129H201ZM229 128H231V129H229ZM241 128V129H240ZM4 129L5 130H7V129H9L7 132H9V133H7V132H4ZM18 129H19V131H18ZM40 129H42L41 131H40ZM46 129H47V131H46ZM184 129V130H183ZM185 129H186V131H185ZM223 129V130H222ZM240 129V130H239ZM262 129V130H261ZM54 130V131H53ZM167 130V131H166ZM170 130V131H169ZM193 130L194 131H196L195 133H196V136H197V138H196V136H195V133L193 132ZM199 130V133L197 132ZM203 130V131H202ZM226 130V131H225ZM238 130V131H237ZM243 130H244V132H243ZM3 131V132H2ZM156 131V132H155ZM158 131V132H157ZM164 131V132H163ZM181 131V132H180ZM223 131H224V133H223ZM227 131H229V132H227ZM232 131V132H231ZM46 133V135H45V133L44 134H42V133ZM51 132V133H50ZM162 132H163V134H162ZM188 132V133H187ZM245 133V132H247L246 133V135H244L243 137L241 136V135H243V134H241L240 135V133ZM250 133V135H249V133ZM251 132H253V133H251ZM3 133H4V135H3ZM62 133V134H61ZM65 133V134H64ZM156 133V134H155ZM169 133V134H168ZM201 133H202V135H201ZM239 133V134H238ZM261 133V134H260ZM6 134V135H5ZM50 134V135H49ZM59 134V135H58ZM63 134H64V136H63ZM114 134V133H113ZM112 134V135H113ZM178 134V135H177ZM188 134V135H187ZM231 134V135H230ZM247 134H248V136H247ZM254 134V135H253ZM239 135V136H238ZM40 136H43V137H40ZM51 136H53V137H51ZM61 136V137H60ZM152 136V137H151ZM169 136V137H168ZM178 136V137H177ZM223 136H224V138H225V136H226V138L224 139L223 138ZM232 136H234L233 138H232ZM254 136V137H253ZM256 136V137H255ZM49 137H51V139L49 138ZM121 137V136H120ZM167 137V138H166ZM174 137H176V138H174ZM183 137H186V139H185V145H184V139H183ZM194 138V139H196V143H195V148H196V150L194 151V149H192L191 148V146H189V144H187L188 143V141H189V139L188 138ZM235 137H237V138H235ZM240 137H242V138H240ZM244 137H246V138H244ZM263 137V138H262ZM12 140H11V139ZM42 138H43V140H42ZM65 138V141L63 140ZM69 138V139H68ZM151 140H149V139ZM200 140H199V139ZM247 138H249V140L247 139ZM253 138V139H252ZM257 138V139H256ZM5 139V140H4ZM7 139V140H6ZM122 139H124V141L122 140ZM156 139V140H155ZM158 139V140H157ZM170 139V140H169ZM176 139V140H175ZM180 139H181V141H180ZM203 139V140H202ZM263 141H262V140ZM62 140V141H61ZM68 140H70V141H68ZM149 140L150 141V143H149V141L147 142V141ZM164 140V141H163ZM231 140H233V141H231ZM240 142H239V141ZM242 140V141H241ZM247 140V141H246ZM127 141V142H126ZM158 141H160V142H158ZM166 141V142H165ZM200 141V142H199ZM237 141V142H236ZM7 142V143H6ZM10 144H9V143ZM14 142V143H13ZM142 142H144V144H146L147 146H151L150 148H148V151H147V146L146 145H144ZM233 142H234V144H236V145H238V146H236V145H234L233 144ZM236 142V143H235ZM154 143V144H153ZM171 143V144H170ZM198 143V144H197ZM203 143V144H202ZM247 143H249V144H247ZM5 144V145H4ZM70 144V145H69ZM71 144H72V146H71ZM97 145H98V143H96ZM126 144V145H125ZM156 144V145H155ZM161 146H160V145ZM184 146H183V145ZM186 144L190 147H186ZM223 144H225V145H223ZM231 144V147H229V145ZM254 144V145H253ZM3 145H4V147H6V148H4L3 147ZM9 145V146H8ZM70 147H69V146ZM128 145H129V147H128ZM234 145V146H233ZM250 145V146H249ZM11 146V147H10ZM16 146V147H15ZM74 146V147H73ZM155 147V149H154V147ZM202 146V147H201ZM204 146V147H203ZM223 146V147H222ZM225 146V147H224ZM256 146V147H255ZM78 147V149H76ZM80 147V148H79ZM87 149H85V148ZM132 149H131V148ZM170 147V148H169ZM175 147V148H174ZM231 149H229V148ZM242 147H244V148H242ZM4 148V149H3ZM67 148V149H66ZM74 148V149H73ZM82 148V149H81ZM83 148H84V151H83ZM124 148V149H123ZM158 148V149H157ZM188 150H187V149ZM248 148V149H247ZM256 148V149H255ZM7 149V150H6ZM117 149V150H116ZM123 149V150H122ZM141 149H143V150H141ZM152 149V150H151ZM221 149V150H220ZM243 149H244V151H246V152H244L243 151ZM3 150V151H2ZM6 150V151H5ZM15 150H16V152H15ZM21 150H22V152H21ZM74 150V151H73ZM77 150H79V151H77ZM82 150V151H81ZM90 150V151H89ZM139 150V149H138ZM150 150V151H149ZM164 150H165V152H164ZM199 150V151H198ZM227 150H229V152L227 151ZM5 151V152H4ZM9 151V152H8ZM11 151H13V152H11ZM20 151V152H19ZM70 151V152H69ZM123 151V152H122ZM126 151V152H125ZM130 151V152H129ZM135 151V152H134ZM146 151V152H145ZM155 151V152H154ZM171 151V152H170ZM254 151V152H253ZM2 152V153H1ZM6 153V155H4V153ZM12 154H11V153ZM73 152H74V155H72L73 154ZM75 152H77V153H75ZM79 152H81V153H79ZM132 152V153H131ZM191 152V153H190ZM16 155V156H13L14 154ZM20 153H22V155H20ZM83 153V154H82ZM162 153H164L163 155H162ZM7 154H8V156H7ZM18 154V155H17ZM127 154V155H126ZM130 154V155H129ZM146 154V155H145ZM157 154V155H156ZM167 154V155H166ZM191 154V155H190ZM255 154V155H254ZM4 155V156H3ZM85 155V156H84ZM129 155V156H128ZM133 155V156H132ZM149 156V159H148V156ZM152 155H153V157H152ZM175 155V156H174ZM189 155V156H188ZM196 155V156H195ZM241 155L243 156V158L241 157ZM20 156V157H19ZM50 156H53V154H50ZM70 156H71V158H70ZM79 156V158H77ZM163 156V157H162ZM251 156H252V158H251ZM17 157L19 158L18 160H16L15 161V159H17ZM77 159H76V158ZM9 158V159H8ZM21 158V159H20ZM124 158L126 159L125 160V162H124ZM133 158V159H132ZM135 158V159H134ZM153 158V160H151ZM13 159V160H12ZM69 159V161H67ZM72 159H73V161H72ZM78 159H79V161H78ZM129 159V160H128ZM246 161H245V160ZM5 162H4V161ZM241 160V161H240ZM245 162H244V161ZM18 161V162H17ZM20 161H21V163H20ZM74 164L73 166H72V163ZM62 162V163H61ZM113 162H114V164H113ZM129 162V163H128ZM131 162V163H130ZM243 162H244V164H243ZM247 162V163H246ZM4 163V164H3ZM7 163V164H6ZM11 163V164H10ZM51 163H53V164H51ZM56 163V164H55ZM68 163V164H67ZM79 163H84V165L82 164H79ZM86 163V164H85ZM122 163V164H121ZM147 163V162H146ZM151 165L154 163V162H149ZM148 163V164H149ZM175 163V164H174ZM19 164H20V166H19ZM55 164V165H54ZM61 164H63L62 166H61ZM75 164H77L78 165V168H77V165H75ZM113 164V165H112ZM243 164V167L241 166ZM17 165V166H16ZM52 165V166H51ZM66 165V166H65ZM70 165V166H69ZM80 165V166H79ZM135 167H134V166ZM147 165V164H146ZM175 165V166H174ZM255 165V166H254ZM8 166V167H7ZM15 166V167H14ZM55 166V167H54ZM61 168H60V167ZM172 167V169H171V167ZM10 167H13V168H10ZM52 167H54V168H52ZM77 168L76 170H75V168ZM111 167V168H110ZM133 167V168H132ZM167 167V168H168ZM246 167V168H245ZM15 168V169H14ZM66 168V169H65ZM69 168H70V170H69ZM72 168H73V170H72ZM110 168V169H109ZM239 168V169H238ZM245 168V169H244ZM53 169L54 170H56L57 172H61V174L63 175V177H65V179H64V181L62 180V181H60V182H58V183H54L53 184V179H51L52 177H51V170L53 171ZM89 169V170H88ZM112 169V170H111ZM126 169V170H125ZM129 169V170H128ZM130 169H132L131 171H130ZM136 169V170H135ZM178 169V168H177ZM15 170V171H14ZM59 170V171H58ZM63 170V171H62ZM68 170V171H67ZM77 170H78V172H77ZM246 170V171H245ZM75 171V172H74ZM120 171V172H119ZM128 171H129V173H128ZM133 171V172H132ZM136 171V172H135ZM16 172H18V173H16ZM63 172H65V174L63 173ZM67 172V173H66ZM71 172V173H70ZM113 172L114 174H115V176L113 175V173L111 174V173ZM135 172V173H134ZM246 172V173H245ZM1 173V172H0ZM3 173V172H2ZM72 173H75V174H73V175H71ZM77 173H78V175H77ZM107 173H108V175H107ZM123 173V174H122ZM132 174V175H129V174ZM183 173V174H182ZM242 173V175H240ZM14 174H16V175H14ZM49 176H48V175ZM67 174H69L70 176H66ZM106 174V175H105ZM124 174H125V176H124ZM137 175V176H134V175ZM154 174H156V172H154ZM245 174V175H244ZM105 175V176H104ZM129 176L130 178H131V180L130 179H128L129 177H127V176ZM175 175H177V176H175ZM185 176V178L183 177V176ZM235 175H237V177L235 176ZM17 176V177H18ZM47 176V177H46ZM75 176V177H74ZM108 176V177H107ZM112 178H111V177ZM114 176V177H113ZM122 176V177H121ZM124 176V177H123ZM157 176H159V175H157ZM190 176V177H189ZM192 176V177H191ZM243 176V177H242ZM15 178V186H14V188H18L19 189V186H17V185H20V182H18V178ZM47 179H49V180H47ZM50 177V178H49ZM67 177V178H66ZM71 177V178H70ZM95 177H98V178H96L95 179ZM118 177H119V179H118ZM121 177V178H120ZM176 177V178H175ZM183 178L182 180H181V178ZM189 177V178H188ZM214 177V178H213ZM242 179H241V178ZM247 177V178H246ZM111 178V179H110ZM175 178V179H174ZM190 178H192V180H190ZM207 180H206V179ZM210 178V179H209ZM66 179H67V181H66ZM71 179V180H70ZM75 179V180H74ZM107 179V180H106ZM120 181H118V180ZM177 179V180H176ZM196 179H197V181H196ZM51 180V181H50ZM100 180V183L98 182ZM102 180V181H101ZM190 180V181H189ZM207 182H206V181ZM215 180H217V181H215ZM237 180V181H236ZM45 181V182H44ZM75 181V182H74ZM177 181V182H176ZM194 181H196V183L198 184H196ZM205 181V182H204ZM218 181H219V183H218ZM240 181V182H239ZM49 184H48V183ZM52 182V183H51ZM69 184H68V183ZM121 182H124V183H121ZM185 182H188L187 184L185 183ZM194 182V183H193ZM203 182V183H206V184H201V183ZM212 184H210V183ZM213 182H214V184H213ZM233 182H234V185H233ZM46 183V184H45ZM66 183V184H65ZM71 183V184H70ZM78 185H77V184ZM94 183H96V186H95V184ZM177 183V184H176ZM178 183H180V184H178ZM192 183V185H190ZM241 183V184H240ZM17 184V185H16ZM45 184V185H44ZM51 184H53V185H51ZM56 184V185H55ZM175 184V185H174ZM208 184V185H207ZM235 184H238V185H236V187H237V189H235L236 187H235ZM240 184V185H239ZM34 185H35V187H34ZM41 185V186H40ZM56 187H55V186ZM62 185H63V187H62ZM65 185H67V186H65ZM72 185V186H71ZM75 185H77V186H75ZM174 185V186H173ZM198 187H197V186ZM201 187H200V186ZM214 185V186H213ZM17 186V187H16ZM44 186V187H43ZM175 188V186H176V188L174 189L173 187ZM208 186V187H207ZM210 186H212V187H210ZM233 186H234V188H233ZM238 186H240V187H238ZM34 187V188H33ZM44 189H43V188ZM50 188V190H49V188ZM58 187H60V188H62V189H64L63 191L65 192V198L63 197V201L61 200V206H62V203H63V209H61L62 207H60V213H59V209H58V207L56 208V210H57V213H49V211H47V210H45V209H41V207L43 206V205H45V204H53L54 203V200L52 199V198H50V195L49 194H51L52 192H55L57 189H59ZM65 187V188H64ZM69 187V188H68ZM72 189H71V188ZM83 187V188H82ZM96 187V188H95ZM179 187V188H178ZM181 187V188H180ZM193 187V188H192ZM211 189H210V188ZM215 187V188H214ZM46 188V189H45ZM167 188H169L168 190H167ZM173 188V189H172ZM192 188V189H191ZM200 188V189H199ZM208 188L210 189V190H208ZM220 188V189H219ZM239 188V189H238ZM39 189H40V191H39ZM43 189V190H42ZM71 189V190H70ZM83 189V190H82ZM85 189V190H84ZM160 189V188H159ZM166 189V190H165ZM171 189H172V191H171ZM183 189V190H182ZM186 189H187V191H186ZM202 189H207V190H202ZM48 190V191H47ZM69 191V193H68V191ZM74 190V191H73ZM78 190H80V192L78 191ZM176 190V191H175ZM196 190H197V192H196ZM232 190H234V191H232ZM236 190V191H235ZM33 191H31V193H33ZM38 191V192H37ZM45 191H47L49 194H45ZM50 191H52L51 193H50ZM76 191V192H75ZM85 191V193H83ZM175 191V192H174ZM181 193H180V192ZM205 191V192H204ZM239 191V192H238ZM36 192V193H35ZM43 192H44V195H43ZM69 194H67V193ZM78 192V193H77ZM83 194H82V193ZM171 192V193H170ZM185 192V193H184ZM187 192V193H186ZM200 192V193H199ZM201 192H202V194H201ZM234 192V193H233ZM235 192L236 193H239V194H235ZM38 193V194H37ZM42 193V194H41ZM74 193H77L76 195H74ZM80 193V194H79ZM167 193H168V195H167ZM190 193V194H189ZM79 194V195H78ZM85 194V195H84ZM88 196H87V195ZM91 194H92V196H91ZM166 194V195H165ZM183 194V195H182ZM186 194V195H185ZM197 196H196V195ZM204 194H206V195H204ZM41 195V196H40ZM78 195V196H77ZM81 195V196H80ZM97 195V196H96ZM172 195H174V197L172 196ZM190 195H192V196H190ZM194 195V196H193ZM235 195H237V196H235ZM70 196V197H69ZM72 196V197H71ZM241 198H240V197ZM44 199H43V198ZM69 199H68V198ZM76 197V198H75ZM86 197H88V198H86ZM90 197V198H89ZM93 197L95 198V199H93ZM97 197H98V199H97ZM132 197V198H131ZM167 197V198H166ZM179 198V199H176V198ZM183 199H182V198ZM189 197V198H188ZM190 197H194L193 199L192 198H190ZM198 199H196V198ZM202 197V198H201ZM203 197H207L206 199L204 198L203 199ZM261 197H263V198H261ZM14 198H15V200H14ZM41 198H42V200H43V202H42V200H41ZM50 198V199H49ZM77 198H80V199H78L77 200ZM134 198V199H133ZM163 198H165L164 200H163ZM173 198H175V199H173ZM209 198V199H208ZM211 198V199H210ZM239 198V199H238ZM244 198V199H243ZM40 199V200H39ZM65 199V200H64ZM67 199V200H66ZM71 199H73L74 200V203H75V205H74V203H70L68 200H70V201H72L73 202V200H71ZM84 199V200H83ZM86 199V200H85ZM90 199V200H89ZM107 201H106V200ZM133 199V200H132ZM160 199L164 202H162V201H160ZM167 199V201H165ZM173 201H172V200ZM188 201V202H186V200ZM195 199L197 200L196 201V204L198 205H196L195 204ZM203 199V200H202ZM208 199V200H207ZM242 199V200H241ZM49 200V202H47ZM80 200V201H79ZM87 200H88V202H87ZM91 200H94V201H92V203H91ZM132 200V201H131ZM183 200V201H182ZM191 202H190V201ZM200 200V201H199ZM238 200V201H237ZM245 200H246V202H245ZM262 200V201H261ZM53 201V202H52ZM105 201V202H104ZM159 201V202H158ZM171 201V202H170ZM177 201V202H176ZM179 201V202H178ZM185 201V202H184ZM193 201H194V204H193ZM261 201V202H260ZM15 202V203H14ZM52 202V203H51ZM82 202H84V203H82ZM86 202V203H85ZM93 202H94V205H92L93 204ZM154 202V203H153ZM157 202V203H156ZM162 202V203H161ZM200 202V203H199ZM204 202V203H203ZM217 202H218V200H217ZM239 204V206H237V203ZM10 203H11V205H10ZM13 203V204H12ZM38 203V204H37ZM67 203V204H66ZM88 203V204H87ZM96 203H98V204H96ZM106 203H107V205L109 206V207H107V205H106ZM121 203V204H120ZM134 203V204H133ZM176 205H175V204ZM178 203V204H177ZM180 203V204H179ZM234 203H236V204H234ZM262 203V204H261ZM55 204V203H54ZM80 204H82V205H80ZM91 206H90V205ZM164 204V205H163ZM167 204V205H166ZM174 204V205H173ZM184 204V205H183ZM186 204V205H185ZM190 204V205H189ZM191 204H193V205H191ZM199 204H200V206H199ZM242 204V205H241ZM18 205H19V208H21V209H18ZM42 205V206H41ZM72 205H74L75 207H72ZM76 205H77V207H76ZM86 205V206H85ZM97 205H100V207L99 206H97ZM121 206V207H119V206ZM131 205H133V206H135L136 208H134L133 206L131 207ZM15 206H17V208L15 207ZM41 206V207H40ZM67 206V208L69 209V211H72L74 214H76V216H74V214L72 213V212H68L67 210L68 209H66L65 207ZM80 206H83V207H80ZM90 208H88V207ZM94 206V207H93ZM106 206V207H105ZM131 208H130V207ZM147 206V207H146ZM175 206V207H174ZM186 206H191V207H189V208H186ZM196 206V207H195ZM241 206H243V207H241ZM12 207V208H11ZM36 207V208H35ZM40 207V208H39ZM69 207H71V208H69ZM85 207H87L86 208V210L90 213H87V211H83L84 209H85ZM93 207V208H92ZM105 207V208H104ZM118 207V208H117ZM123 207H126V208H123ZM130 208V210H129V208ZM153 207V208H152ZM156 209H155V208ZM163 207V208H162ZM198 207V208H197ZM200 207V208H199ZM238 207H240V208H238ZM263 207V208H262ZM10 208V209H9ZM39 208V209H38ZM42 208H44V207H42ZM80 210H78V209ZM82 208H83V210H82ZM95 208V209H94ZM102 208H103V211H102ZM108 208V209H107ZM122 208V209H121ZM175 208H176V210H175ZM186 208V209H185ZM194 208V209H193ZM197 208V209H196ZM235 208V207H234ZM242 208H243V210H242ZM26 210L27 212H28V215L26 214V216H33L34 217V220L36 221V225L34 224V226H31L32 228L33 227H38V222L40 223H42L40 226H41V228H37V231L36 230H33L31 227H28L27 228V226L26 227H22L21 229V233H20V238H21V240L22 241H20V240H18V238L19 237H17L16 235H14V234H17L16 232H12L13 231V229H12V222L16 219V217L18 216V215H20V216H18L17 218H19V217H21V212L20 211H23V210ZM28 209H29V211H28ZM35 209H37V210H35ZM66 209V210H65ZM93 209V210H92ZM99 209V210H98ZM145 209V210H144ZM152 209L154 210V211H152ZM160 209V210H159ZM190 209H191V211H190ZM193 209V210H192ZM241 211H240V210ZM20 210V211H19ZM41 210H44V211H41ZM56 210H54V211H56ZM62 210V211H61ZM65 210V211H64ZM76 210V211H75ZM96 210H98V211H96ZM109 212H108V211ZM111 210V211H110ZM135 210V211H134ZM183 212H182V211ZM188 210V211H187ZM196 210L198 211V212H196ZM239 210V211H238ZM14 211V212H13ZM37 213H36V212ZM40 211V212H39ZM68 213H67V212ZM95 211V212H94ZM126 211V212H125ZM129 211H131V213H132V215H130L129 216ZM187 211V212H186ZM190 211V212H189ZM200 211V212H199ZM237 211H238V215L237 214H235V216H234V213L236 212L237 213ZM243 211V212H242ZM261 211V212H260ZM11 212V213H10ZM24 212V211H23ZM22 212V213H23ZM34 212H35V214H34ZM41 212H42V214L45 216V217H43V215H41ZM80 212V213H79ZM97 212V213H96ZM110 212H112V213H110ZM117 212V213H116ZM125 212V213H124ZM128 212V213H127ZM136 212V213H135ZM245 212V213H244ZM10 213V214H9ZM14 213V214H13ZM30 213V214H29ZM31 213H32V215H31ZM39 213V214H38ZM59 213V214H58ZM71 213V214H70ZM96 213V214H95ZM113 213L115 214V215H113ZM143 213V214H142ZM172 213H174L173 215H171ZM179 213V214H178ZM182 213V215H180ZM185 215H184V214ZM188 213V214H187ZM200 213V214H199ZM240 213V214H239ZM3 214V216H1ZM18 214V215H17ZM50 214V215H49ZM135 214V215H134ZM195 216H197L196 217V219L199 221V220H201V217H202V219H204L205 220V226H204V224H202V222L200 221V223H199V225H197L198 226V228H197V226L195 227V229H193L194 228V225L193 224H191V226L188 224L189 222H185V221H183L184 219H187L186 221H189V218H191V217H194V215ZM10 215V216H9ZM17 215V216H16ZM35 215H37V216H35ZM55 217H54V216ZM60 215V216H59ZM69 217H67V216ZM71 215V216H70ZM87 215H90V216H88V220H86L87 219ZM98 215V216H97ZM102 215V216H101ZM110 215L112 216V218L110 217ZM130 217H128V216ZM151 215V216H150ZM153 215V216H152ZM161 215H162V217H161ZM176 215V217H174ZM180 215V216H179ZM189 215H190V217H189ZM201 215V216H200ZM223 215V218H225V219H223V218H220L221 216ZM239 216V217H237V216ZM6 216V217H5ZM52 218H51V217ZM83 216H85L86 218H84ZM94 216V217H93ZM120 217V218H116V217ZM122 216H124V217H122ZM145 216V217H144ZM150 216V217H149ZM183 216V217H182ZM231 216V217H230ZM243 216V217H242ZM71 217V218H70ZM91 217V218H90ZM93 217V218H92ZM96 217V218H95ZM148 217V218H147ZM173 217L175 218L174 220H172L173 219ZM179 217V218H178ZM181 217V218H180ZM186 217V218H185ZM204 217H206L207 218V222H206V218H204ZM229 217V218H228ZM233 217H237L236 218V220L233 218ZM15 218V219H14ZM36 218H38V219H36ZM44 218H46V219H44ZM57 218V219H56ZM63 218V219H62ZM66 218H68L69 220H74V222L73 221H70V222H73V223H70V222H68L69 220L67 219L66 220ZM74 218H76V219H74ZM81 218V219H80ZM90 218V219H89ZM107 218V219H106ZM121 218H122V220H121ZM125 218V219H124ZM131 218H133L132 219V221H129ZM144 218H145V220H144ZM153 218V219H152ZM159 218V219H158ZM170 218V219H169ZM184 218V219H183ZM195 218V217H194ZM232 218V219H231ZM246 219V221L244 220V219ZM12 221V222H9L10 220ZM43 221H42V220ZM56 219V220H55ZM59 219H61L60 221H59ZM101 219V220H100ZM105 219V220H104ZM110 219L112 220V221H110ZM119 219V220H118ZM146 219H148L147 221H146ZM150 219H152L151 221H150ZM165 219V220H164ZM181 219V220H180ZM183 219V220H182ZM211 219H212V221H211ZM226 219H227V221H226ZM230 221H229V220ZM6 220V221H5ZM38 220V221H37ZM46 220V221H45ZM62 220L64 221V222H66L67 221V223L68 224H66V223H63L62 222ZM79 220H82V221H79ZM89 220H93L92 222L91 221H89ZM98 220V221H97ZM136 222V224H135V222ZM223 220V221H222ZM234 222H233V221ZM238 220V221H237ZM51 221V222H50ZM52 221H55L54 223L52 222ZM84 221H86V223H84ZM95 221V222H94ZM142 221H144V222H142ZM216 221L219 223L218 225L220 226V228H218L219 226L217 225V223H216ZM235 221H237V224L238 225H236V222ZM243 221H245V222H243ZM75 222H77V223H75ZM79 222H81V223H79ZM90 222H91V224H90ZM99 222V223H98ZM116 222H119V223H116ZM163 222V223H162ZM180 222H181V224H180ZM183 222H185L186 224H184ZM191 222V221H190ZM215 222V223H214ZM227 222H229V223H227ZM239 222L241 223V224H239ZM5 223V224H4ZM6 223H7V225H6ZM10 223V224H9ZM46 223V224H45ZM50 224L51 225V227H50V225H48V224ZM51 223H53V224H51ZM57 223V224H56ZM79 223V224H78ZM99 224V226L100 227H98V224ZM102 223V224H101ZM106 225H104V224ZM141 223H142V225H141ZM149 223L151 224V225H149ZM197 223V221L195 222V224ZM222 223H223V226L226 228H224L223 226L221 227V225H222ZM232 223V224H231ZM244 223V224H243ZM247 223V224H246ZM63 224V225H62ZM73 224V226H71ZM87 224V225H86ZM88 224H89V226H88ZM101 224V225H100ZM115 224V225H114ZM144 224V225H143ZM146 224V225H145ZM225 224V225H224ZM233 224H235V227L234 226H232ZM6 227L7 226V228L5 229L4 227ZM46 225H48V226H46ZM53 225H54V229H53ZM61 225L63 226V227H61ZM65 225V226H64ZM75 225V226H74ZM94 225H96V227H94L95 228V230H94V228H93V226ZM112 225V226H111ZM117 225V226H116ZM123 225H126L125 227L123 226ZM136 225H138V226H136ZM141 225V226H140ZM150 227H149V226ZM170 225V226H169ZM175 225V226H174ZM178 227H177V226ZM185 225L188 227V229H190V231H191V227H192V230L194 231V232H196V234H197V236L195 237V242L196 243H194L193 245H191L190 247H189V249L191 250V257L190 258H192V259H190V261L191 262H189V259H187L186 258V256L185 257H183L184 256V253H181L182 251L180 250L179 251V246H177V244H175V243H177V240L179 241V239L181 238L182 240H183V235L181 234L182 233V231H180V229L179 228H181V230L185 227ZM202 225V226H201ZM227 225H228V227H227ZM231 227H230V226ZM244 225V226H243ZM248 225V226H247ZM9 226V227H8ZM78 226H80V227H78ZM86 226H88L87 227V229L85 228ZM91 226V227H90ZM133 226V227H132ZM180 226V227H179ZM199 226H200V229H199ZM238 226H241V227H244L243 229H245V230H243V231H245V233L244 232H242L241 230H242V228H240V227H238ZM43 227V228H42ZM45 227V228H44ZM50 227V228H49ZM61 227V228H60ZM70 227V228H69ZM103 227V228H102ZM112 227H114V228H112ZM118 227V228H117ZM120 227V228H119ZM128 227H130V228H128ZM131 227H132V230H133V232H132V230H130L131 229ZM137 227H138V229H137ZM140 227V228H139ZM141 227H143V228H141ZM146 227H147V229H146ZM162 227V228H161ZM166 227V228H165ZM175 227H177V228H175ZM3 230H2V229ZM9 228H11V231H9L10 229ZM35 228V229H36ZM58 228H60V229H58ZM90 228H92V229H90ZM97 228H99V229H97ZM108 230H107V229ZM109 228H110V230H109ZM172 228V229H171ZM174 228V229H173ZM207 228V229H206ZM214 228V229H213ZM217 228V229H216ZM224 228V229H223ZM231 228H233L232 229V231H231ZM6 231H5V230ZM32 230V231H30V230ZM41 230V233H40V231L39 230ZM43 229V230H42ZM49 229V230H48ZM50 229H53V231L54 232H52V231H50ZM68 231H67V230ZM72 229H74V231H72ZM77 229V230H76ZM84 229H86L85 231L86 232H82V231H84ZM90 231H89V230ZM102 229H104L105 230V232L104 233H102L103 232V230ZM115 229V230H114ZM142 229H143V231H142ZM168 230V232H166L167 230ZM177 229H179V231L177 230ZM228 229L230 230V231H228ZM234 229H236V231L237 232H234L235 230ZM248 229H249V232L250 233H248ZM64 230V231H63ZM70 230V231H69ZM87 230H88V232H90V233H88L87 232ZM92 230V231H91ZM100 230H102V231H100ZM122 230V231H121ZM127 230H129V232L127 231ZM134 230H136V231H134ZM166 230V231H165ZM212 230H214V231H212ZM221 230H222V232H221ZM223 230H225V231H223ZM226 230L228 231V232H232V233H228V232H226ZM234 230V231H233ZM239 230V231H238ZM25 231V232H24ZM44 233H43V232ZM57 231H60V232H58L59 233V237L57 236L58 235V233H57V235H56V232ZM98 231V233H96ZM107 231H108V233H107ZM109 231H111V232H109ZM121 231V232H120ZM127 231V232H126ZM131 231V232H130ZM138 231H139V233H138ZM147 231V232H146ZM155 233H154V232ZM163 231V232H162ZM170 231V232H169ZM247 231V232H246ZM8 232H10V234L8 233ZM24 232V233H23ZM30 232V234H27V233H29ZM34 234H33V233ZM36 232L38 233V234H36ZM48 232V233H47ZM70 232V233H69ZM73 232V233H72ZM93 232H94V234H93ZM101 232V233H100ZM120 232V233H119ZM144 232H146V233H148V234H150L149 236H148V234H146V233H144ZM151 232H152V235H151ZM158 232V233H157ZM181 232V233H180ZM214 232V234H212ZM217 234H216V233ZM218 232L220 233V235H222V236H220V235H218ZM225 232V233H224ZM240 232V235L239 234H237V233H239ZM244 233V234H242V233ZM26 233V234H25ZM43 233V235H41ZM50 233V235H48ZM63 233V234H62ZM64 233H66V234H64ZM84 235H83V234ZM96 233V234H95ZM109 233L111 234V236L109 235ZM117 233V234H116ZM121 233H122V235H121ZM139 235H137V234ZM165 233V234H164ZM177 233V234H176ZM203 233H204V235H203ZM206 233V234H205ZM237 235H236V234ZM246 233H248L247 234V236L245 235ZM7 234H9V235H7ZM40 234V235H39ZM49 236V238H46L45 236H47V235ZM78 234H80V236H78ZM88 234V235H87ZM90 234V235H89ZM93 234V235H92ZM102 234L103 235H106V236H102ZM135 234V235H134ZM141 234V235H140ZM145 234V235H144ZM163 234V235H162ZM168 234V235H167ZM195 233H194V235H196ZM208 234H209V236H208ZM227 234V235H226ZM229 234V235H228ZM10 235H12V238H8ZM22 235H24V236H22ZM36 235V236H35ZM52 235V236H51ZM124 235V236H123ZM127 235V236H126ZM132 237H130V236ZM137 235V236H136ZM147 235V236H146ZM172 235H174V237L172 236ZM176 235V236H175ZM180 235H182V236H179ZM213 235V236H212ZM235 235L237 236V237H235ZM250 235H251V237L252 238H250ZM7 236V237H6ZM13 236H14V238H13ZM23 238H22V237ZM35 238H34V237ZM39 236L41 237V239L39 240ZM66 236H67V240L69 241H67V243L62 239L63 237H64V239H66ZM77 236V237H76ZM86 236V237H85ZM96 236V237H95ZM98 236H101V237H98ZM108 236V237H107ZM115 238H114V237ZM119 236V237H118ZM165 238H164V237ZM177 236H178V238H177ZM205 236V237H204ZM207 236H208V238L210 239V241L208 240V238H207ZM211 236H212V238H211ZM220 237V239H219V237ZM223 236H225V239L223 240L222 238H224ZM229 237V239H228V237ZM231 236V237H230ZM6 237V238H5ZM11 237V236H10ZM33 237V238H32ZM38 239H37V238ZM58 237V238H57ZM92 237H94V238H92ZM105 237V238H104ZM117 237V238H116ZM126 237V238H125ZM128 237V238H127ZM145 237H146V239H145ZM162 237V238H161ZM167 237V238H166ZM171 237H172V240H171ZM240 237H242L241 239H239ZM4 238V239H3ZM45 238H46V240H45ZM56 240H55V239ZM80 238V239H79ZM85 238H87L86 240H85ZM95 238H97V239H95ZM100 238V239H99ZM108 240H107V239ZM113 238H114V241H113ZM118 238H120L121 240H119ZM144 238V239H143ZM158 238V239H157ZM170 238V239H169ZM206 238V239H205ZM215 238V239H214ZM227 238V239H226ZM230 238H232V239H230ZM237 238V239H236ZM13 239V240H12ZM24 239H27V242L28 243H26V241L24 240ZM29 239V240H28ZM31 239V240H30ZM33 239H34V241H33ZM51 239V240H50ZM82 239V240H81ZM90 239V240H89ZM94 239H95V241H98V242H96L95 243V241H94ZM102 239V240H101ZM117 239V240H116ZM131 239H133V241L131 240ZM165 239H168L167 240V242H165L166 240ZM177 239V240H176ZM181 239H180V241H181ZM239 239V240H238ZM242 239H243V242L244 243H246V244H244L243 242H242ZM246 239H248V240H246ZM263 239V240H262ZM7 240V241H6ZM12 240V241H11ZM40 242H39V241ZM42 240V241H41ZM46 242H45V241ZM47 240L49 241V242H47ZM62 240L64 241V243L62 244ZM74 240V241H73ZM77 240H78V242H79V244H78V242H77ZM85 240V241H84ZM89 240V241H88ZM91 240H93L92 242L93 243H95L96 245H94V244H90V242H91ZM105 240V241H104ZM106 240L107 241H110V243H112V244H110V243H106ZM112 240V241H111ZM119 240V241H118ZM122 240H124L123 242H122ZM136 241V243H135V241ZM150 240H152V242L150 241ZM154 240V241H153ZM157 240V241H156ZM160 240V241H159ZM197 240H199V241H197ZM208 240V241H207ZM227 240H228V244H227ZM237 240V241H236ZM260 240H261V242H260ZM18 241H20V242H18ZM37 241V242H36ZM44 241V242H43ZM50 241H51V243H50ZM56 241L58 244H56V242L54 243V242ZM83 241H84V244H83ZM104 243H102V242ZM117 241H118V243H117ZM147 241V242H146ZM203 241V242H202ZM205 241H206V243H205ZM211 241H218V243L217 244H219L220 245V249L221 250H218V252L215 250V249H213L212 248V246H210V243H208V242H211ZM225 241H226V243H225ZM235 241L237 242V243H235ZM23 243V245H22V243ZM32 242H34V244L32 243ZM44 244H43V243ZM61 242V243H60ZM87 242V243H86ZM91 242V243H92ZM113 242H114V244H117V245H114L113 244ZM136 244H134V243ZM149 242V243H148ZM162 243V245H161V243ZM175 242V243H174ZM221 242H223V243H221ZM230 242V243H229ZM232 242V243H231ZM234 242V243H233ZM240 242H242V243H240ZM248 242V243H247ZM4 245H3V244ZM10 243V244H9ZM17 243V244H16ZM31 243V244H30ZM37 243V244H36ZM38 243H40L39 244V246H36V245H38ZM50 245H49V244ZM61 245H60V244ZM100 243V244H99ZM122 243H126V245H123ZM129 243L130 244H132V245H130V246H128L129 245ZM143 243V244H142ZM160 245H159V244ZM9 244V245H8ZM17 246H16V245ZM23 246L22 248L21 247H19L18 248V246ZM28 246H27V245ZM48 244V245H47ZM55 244V245H54ZM67 244V245H66ZM69 244H72V245H70V247L68 248V246H69ZM78 244V245H77ZM80 244H82V245H80ZM86 244V245H85ZM89 244V245H88ZM106 244V245H105ZM118 244L120 245V246H118ZM139 244V245H138ZM155 246H154V245ZM172 244H173V246H174V248L172 247L171 248V246H172ZM175 244V245H174ZM205 246H204V245ZM222 244V245H221ZM232 244H234V246L232 245ZM237 244H238V246H237ZM6 245V246H5ZM30 245H33V246H31L32 248L30 249L29 248V246ZM44 245H45V247H44ZM57 245V246H56ZM91 245V246H90ZM98 245H100V246H98ZM101 245H102V248H101ZM108 245V246H107ZM138 245V246H137ZM144 245V246H143ZM150 246V248H146L147 246ZM168 245L170 246L169 247V249L168 248H166V247H168ZM209 245V246H208ZM218 245V246H219ZM226 245V246H225ZM229 245V247L227 248V246ZM242 247H241V246ZM249 245V246H248ZM8 246V247H7ZM26 246L28 247V248H26ZM40 246H42V247H40ZM49 246H51V247H49ZM67 247V248H64V247ZM76 246H78V247H76ZM81 246V247H80ZM85 246V247H84ZM86 246H90L91 248H89L88 249V247H86ZM98 246V247H97ZM109 246H115V250H114V247H113V250H112V253H110L109 252V249H110V247ZM133 248H132V247ZM135 246V247H134ZM137 246V247H136ZM148 246V247H149ZM157 246V247H156ZM175 246H177V247H175ZM203 246V247H202ZM13 249H12V248ZM37 247H38V249H37ZM49 247V248H48ZM59 247H63L62 249L60 248L59 249ZM72 247V248H71ZM96 247H97V249H96ZM108 247H109V249H108ZM118 247V248H117ZM129 247V248H128ZM153 247V248H152ZM163 248V250H162V248ZM239 247L241 248V249H239ZM10 249V250H8V249ZM18 248V249H17ZM24 248V249H23ZM26 248V249H25ZM36 250H35V249ZM43 248H45V250H43ZM51 248H54V250L52 249L51 251L49 250V249H51ZM75 248V249H74ZM98 248L103 252V254L105 255H107L108 253V255H107V258H110V259H107V258H99V260L98 259H95V260H93L94 258H92L91 259V252H93V253H96L97 251H98ZM121 248V249H120ZM125 248H126V250H128V251H125ZM136 248V249H135ZM170 248L171 249H175V250H177V253H176V255L177 256H174V254L173 255H171L172 253V251L170 252ZM192 248V249H191ZM197 248H199V250L200 251H198V249ZM201 248V249H200ZM206 248V249H205ZM226 248H227V250H229V252L226 250ZM235 248V249H234ZM244 248H245V250H244ZM17 249V250H16ZM32 249H33V251H32ZM47 249V250H46ZM56 249V250H55ZM59 249V251H57ZM64 249H66V251H63ZM72 249V250H71ZM77 249V250H76ZM87 249V250H86ZM137 249H139V250H141V249H143L142 251H139V250H137ZM145 249V250H144ZM160 249V250H159ZM223 249H224V251H223ZM12 250V251H11ZM14 250L16 251V252H14ZM31 250V251H30ZM41 250H42V252H41ZM79 250V251H78ZM84 250V251H83ZM86 250V251H85ZM99 250V251H100ZM106 251V253L104 252V251ZM133 250V254H132V251ZM149 250V251H148ZM162 250V251H161ZM213 250V251H212ZM226 250V251H225ZM235 250V251H234ZM242 252L243 250H244V253L242 254V253H240V251ZM249 252L248 254H247V251ZM5 251V252H4ZM23 252V254H22V252ZM40 251V252H39ZM46 251V253H44ZM55 251V252H54ZM63 251V252H62ZM125 251V252H124ZM144 251V252H143ZM148 251V252H147ZM168 251H169V253H168ZM209 251L211 252V254L209 253ZM216 251V252H215ZM219 251L221 252V254H222V256L220 255V253H219ZM232 251V252H231ZM239 251V252H238ZM21 252V255L19 254ZM29 254H28V253ZM34 252V253H33ZM37 252H38V254H40V255H38L37 254ZM65 252H67V253H69V252H71V253H69V255H70V257H69V255L66 253V254H64ZM79 252H81V254L79 253ZM86 252V253H85ZM141 252V253H140ZM166 252V253H165ZM196 252V253H195ZM204 252H206L205 254H204ZM234 252V253H233ZM236 252L237 253H239V255H237L236 256ZM14 253V254H13ZM17 255H16V254ZM62 253V254H61ZM127 253V254H126ZM140 253V254H139ZM145 253V254H144ZM146 253H148V254H146ZM171 253V254H170ZM178 253H180V254H178ZM203 253V254H202ZM230 254V255H226L227 257H225V254ZM20 256H19V255ZM88 254H90V255H88ZM113 254V255H112ZM119 255V257L120 258H122V259H120L119 257H118V255ZM171 256H170V255ZM194 254V255H193ZM202 254V255H201ZM235 254V255H234ZM240 254H242V255H240ZM23 255V256H22ZM30 255H32V256H30ZM34 255V256H33ZM57 255H59V256H57ZM65 255V256H64ZM66 255H67V257H66ZM71 255H72V257H71ZM85 255V256H84ZM106 255H105V257H106ZM114 255H116V256H114ZM121 255V256H120ZM122 255H123V257H122ZM141 257L140 259H139V257ZM166 256V257H164V256ZM199 255V256H198ZM204 255H206V256H204ZM224 255V256H223ZM244 255H248V256H244ZM250 255H251V257H250ZM2 256H4V257H2ZM30 256V257H29ZM111 256V257H110ZM114 256V258L112 259V257ZM168 256H170V257H168ZM197 258H196V257ZM215 256V257H214ZM219 256V257H218ZM238 256H242V257H239V259H238ZM2 257V258H1ZM30 258V260H28L29 258ZM60 257H61V259H60ZM116 257V258H115ZM133 257V258H132ZM200 257V259L198 260V258ZM222 257H225L224 259L222 258ZM243 257H245V258H243ZM248 257V258H247ZM28 258V259H27ZM64 258L66 259V261L64 260ZM135 258V259H134ZM149 258V259H148ZM176 258V259H175ZM187 260H186V259ZM195 258V259H194ZM216 258H217V260H216ZM236 258V259H235ZM241 258H243V260L241 259ZM16 259V260H15ZM19 259V260H18ZM89 260V261H87V260ZM108 260V262H106L105 260ZM115 259V260H114ZM144 259V260H143ZM154 259V260H153ZM168 259H170V260H168ZM177 259H179V260H177ZM183 259V260H182ZM203 259V260H202ZM214 259L216 260V261H214ZM222 259V260H221ZM248 259V260H247ZM250 259V260H249ZM64 260V261H63ZM98 262H97V261ZM100 260H102V261H100ZM119 262H118V261ZM146 260H148V262L146 261ZM156 260V261H155ZM205 260V261H204ZM209 260V261H208ZM218 260H220V261H218ZM224 260V261H223ZM248 262H247V261ZM20 261V262H19ZM72 261V262H71ZM94 261H96V262H94ZM110 261H112V263L110 262ZM135 263H134V262ZM139 261V262H138ZM145 261H146V263H145ZM158 261V262H157ZM180 261H182V262H180ZM185 261L187 262V263H185ZM195 261H197V262H199V263H197V262H195ZM203 261V262H202ZM214 261V262H213ZM224 263H223V262ZM226 261V262H225ZM237 261V263H235ZM251 261V263H249ZM253 261V262H252ZM27 262V263H26ZM62 262H64V263H62ZM86 262H88V263H86ZM105 262V263H104ZM115 262V263H114ZM217 262V263H216Z\"/></svg>",
	"mask_w": 264,
	"mask_h": 264
}]
</instances>
